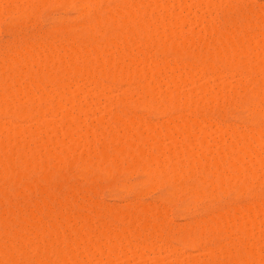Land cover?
Returning a JSON list of instances; mask_svg holds the SVG:
<instances>
[{
	"label": "rangeland",
	"instance_id": "374dc122",
	"mask_svg": "<svg viewBox=\"0 0 264 264\" xmlns=\"http://www.w3.org/2000/svg\"><path fill=\"white\" fill-rule=\"evenodd\" d=\"M5 1L6 0H4L2 4L0 2V4H1L0 9L2 8L0 10V16H1L0 17V69H4L2 71L0 70V72H1L0 73L1 74L0 75L1 76L0 77V97L5 98V99L2 98V100H4L3 102L0 99V103H2V104H0V113H1L0 114V130H1V132H0V146H2V147H0V152H1L0 153V163H1L0 169L2 170L4 168H6L7 170L4 169L2 172L6 173V171H7L6 175H8V176H6L5 174L2 173V175L6 176V178H4V176H1V173H0V219H1L0 220V260H1L0 264H24L25 262H26L25 264H27V263L28 264H32V263L33 264H39V263L42 264V263H44V261L45 262L47 261L46 262L47 264H53L55 262L57 264V262H58L57 259L61 260L58 262V264H72L75 259H76V263H77V260H80V261H78L77 264H112V263L113 264H251V263L252 264H264V260H263L264 259V255H263L264 254V252H263V250H264V245H263L264 244V230L261 229L264 227V224H263L264 223V214H263L264 213V175H263L264 174V169H263L264 166L259 167V164L255 163L256 161L258 162L259 160H262V161H260V164L264 163L263 162V159H264V151H263L264 150V114H263L264 113V88H263L264 87V64H263L264 63V53L263 52L264 51H262V49L264 50V0H212V1L211 0H198V1H200V3L196 0H174V1L173 0L172 1L167 0L168 3L166 5L165 9L163 8L164 6L160 7V5H162V3H163V5H165L166 0H124V1L123 0H98V1L95 0L96 1V2H94L95 4L92 1H91L92 2L91 3L89 0V1H85L86 4L87 3L89 4V2L91 3V5L89 4L88 6L84 5V3H83L84 0L83 1L81 0V2H80V0H45L46 2L42 1V0H41V2H40V0H13V1L7 0V2H5ZM130 1L133 3V5H131V6H130V4H131ZM156 1H157L158 5L156 4ZM207 1L208 2L210 1L212 5L210 3H208ZM55 2H57V3H55ZM101 2H103L104 4H102ZM121 3L122 4L127 3V4L122 5ZM159 3H160V5H159ZM227 3H228V5H227ZM43 4H44V6H43ZM98 4L100 7L98 6ZM147 4L148 5L150 4V6L151 5L153 6L152 8L150 7L152 12L149 8L147 9V7H148ZM183 4L185 5V7ZM82 6H84L85 8H81ZM91 6H93V7H91ZM120 6H121V8H120ZM140 6H141V8H140ZM143 6H145L144 8H146V9H144ZM187 7H189V8H187ZM93 8H95L96 10L95 9L93 10ZM101 8H102V10H101ZM117 8L120 10H118ZM153 8L154 9L157 8L158 11H157V9H156L157 12L154 11ZM86 10H88L87 13H86ZM117 10L123 16H120V14L117 12ZM128 10L129 11L132 10L131 12H133V15H132L134 18L133 20L132 19L130 20V18H132V16H131L132 13L130 12L128 14L126 12ZM141 10H143V11H141ZM145 10L146 11L148 10V12H151V13H148V12L144 13ZM171 10H172V12H171ZM176 12H178V14H176ZM109 13H111V15ZM153 13H155V14H153ZM173 13L175 16L177 15L175 20L173 19V18H175ZM257 13H258V15H257ZM83 14H84V16H83ZM115 15H116V17H114V19L113 18L111 19V17H113ZM155 15L158 19L157 22L154 20ZM129 16H130V18H129ZM248 16H250V17L247 18ZM181 17L184 18V20ZM123 19H124V21H121ZM95 20L96 21L98 20L99 23L98 22L96 23ZM143 20H144V22H146L145 23V24H147L146 26L143 24L144 22L141 23ZM232 20H234V21H232ZM104 21H105V23H104ZM130 21H133V22L135 21L136 23H138L139 21L140 22L138 24H136L135 22L130 23ZM179 21H180V23H179ZM147 22H149V23H147ZM172 22L175 24H173ZM84 23H85V25H84ZM100 23H101V25H100ZM161 23L165 27H162ZM141 24L144 25L148 30L144 29V27L141 28L140 26H138ZM157 24H158V27L156 26ZM168 24H170V25H168ZM98 25H99V27H98ZM121 25L122 26L124 25V26L122 27ZM149 25H151V26L148 27ZM86 26H88L89 28ZM91 26H93V27H91ZM101 26H102V28H101ZM134 26L135 27L138 26L139 29L136 28L138 30H135ZM152 26L155 27V29ZM126 27H129V28H127V30H126ZM130 27L132 28V30L134 29L133 31H135V34H133V35L135 36L136 39L134 38L133 35H130V37H133V39H131L129 37L128 41L130 39L132 41L130 40L131 42H127V40H126L125 42L128 43V44H126L123 41L124 40L123 38L126 39V37H125L126 35L124 36L122 33L123 32H124V34L127 33L131 29ZM120 29L122 30V33H121ZM210 29H212V30H210ZM91 30H92V32H91ZM213 30H215V31L213 32ZM195 31H196V33H195ZM203 31H204V33H203ZM63 32H64V34H63ZM130 32H132V31L130 30ZM205 32H207V33H205ZM66 33H67V35H65ZM144 33H146L147 35ZM150 33H152L151 34L152 36L150 35ZM118 34H120V35H118ZM140 35L142 36V38ZM100 36H101V38H100ZM144 36L146 37V39ZM148 36L150 38H148ZM159 36L161 37V39ZM81 37L84 39H82ZM118 38H120L123 41V43ZM186 38H188V39H186ZM200 38L203 42L200 40ZM154 39L156 40V42ZM95 40H97V41H95ZM114 40H117L116 41L117 43L114 42ZM143 40H146L147 44L153 43L154 45L153 44L147 45L146 42ZM162 40H163V43H162ZM164 40H165V45H163ZM183 40H185L186 42L185 41L183 42ZM188 40H189V42H188ZM109 41H111V42H109ZM166 41H167V43H166ZM227 41H229V42L232 41V43L234 42L236 45L232 46ZM246 41H248V42L246 43ZM87 42H88V44H87ZM171 42H172V44H171ZM182 42H183V45H182ZM192 42H194V43H192ZM197 42H199V43H197ZM222 43H224L225 45ZM114 44L118 47L115 48ZM166 44H167V46H166ZM237 44H239L240 46H238ZM45 45H47V46H45ZM104 45H106V46H104ZM128 45H129V47H128ZM160 45H161V47H160ZM193 45H195V46L193 47ZM98 46H100V48ZM231 46H232V48H231ZM261 46H263V47H261ZM235 47H238V48L241 47L242 50L239 49V50H241V51H239V54H237L238 49ZM255 47H256V50H255ZM34 48H35V50H34ZM65 48H67V49H65ZM96 48H97V50H96ZM135 48H138L139 53L137 52V49H135ZM217 48L221 50V51L219 50L218 53L216 50ZM227 48L230 49L231 53H228ZM23 49H25V50H23ZM36 49L39 52L40 51L41 52L40 53L37 52ZM74 49L77 51V53H75ZM86 49L88 51H90L89 54H88V51H86ZM177 49H179V50H177ZM224 49H226L227 51L226 50L224 51ZM235 49H236L237 53H236ZM52 50L55 52H53ZM95 50L97 53L96 52L94 53ZM110 50H112V52H110ZM184 50H186V51H184ZM215 50H216V53H215ZM71 51H72V53H71ZM83 51L84 52L86 51V52L84 53ZM173 51H175V52L173 53ZM178 51H180V52H178ZM207 51H210V52L207 53ZM78 52H81V54ZM98 52H99V54H98ZM225 52L228 54H226ZM48 53L50 55H52L53 59L55 58L53 60L54 64H53V61H50V59H47L48 56L50 58V55ZM211 53H213V54H211ZM220 53L224 54V56ZM256 53H257V55H256ZM18 54H20L21 56ZM69 54L71 55V57L70 56L68 57ZM72 54L74 56V59L78 58L77 56L75 57V55H77V54H78V56L83 54V56H81V59L79 57L78 59L74 60L72 57ZM94 54H95V57H94ZM96 54H98V55H96ZM207 54H209L208 55L209 57L207 56ZM210 54L213 55V57ZM219 54L221 55V57H223V59L220 58L221 60H218L220 57ZM57 55H59V56H57ZM217 55H218V57L216 59ZM22 56H23V58H22ZM34 56H36V57H34ZM38 56H39V59L37 58ZM45 56H47V58ZM64 56H65V58H64ZM259 56L261 57L260 60L258 59ZM14 57H16L17 60H15L16 58H14ZM92 57H93L94 61L90 60V58H92ZM151 57H152V59H151ZM63 58L66 60L68 58L70 60V58H71V63H73V64L76 61L77 62L76 63L77 68L74 67L73 64H71L70 62H67L66 60H64ZM86 58H89V59L87 60ZM100 58L103 59L102 60L103 62L100 60ZM138 58H140V59L137 60ZM208 58L210 60L212 59L213 61L210 62V60ZM12 59H14V60H12ZM42 59H44V60L46 59V61H44V60L42 61ZM59 59H60V61H58ZM72 59L74 60V62H72L73 61ZM144 59L146 60V63H145ZM204 59H206V60L203 61ZM23 60H25V61H23ZM63 60H64V63L62 64ZM82 60H85L86 64H84L85 61H82ZM222 60H223V63H222ZM26 61H27V63H26ZM49 61L51 63H48ZM55 61H57V64ZM100 62H102V63H100ZM188 62H190V63L188 64ZM202 62H204V63L202 64ZM235 62H236V64H235ZM93 63H95V64L93 65ZM110 63H112L113 65ZM142 63H143V65H142ZM165 63H166V66H165ZM51 64H53V65H51ZM59 64H61L62 66ZM69 64L71 65V67L69 66ZM90 64H92L93 67H91ZM101 64H103V65H101ZM104 64H105V66H104ZM107 64H109V65H107ZM204 64L206 65L205 67H204ZM114 65H117L118 67H116ZM167 65H169L168 68H167ZM40 66H41V68H40ZM102 66H104L103 69H105L106 71L102 69ZM158 66L160 69L158 68ZM86 67L89 69V71H85V70H87ZM89 67H91V68H89ZM128 67H130V68H128ZM79 68H80V70H79ZM197 68H199V69H197ZM155 69H156V71H155ZM209 69H210V71H209ZM68 70H70V71H68ZM121 71H122L123 76L121 74ZM160 71H161V73H160ZM42 72H44V74H42ZM99 72H100V74H99ZM111 72L112 73L117 72V73H114V75L112 74L109 77L108 74H111ZM129 72H130V74H129ZM11 73H12V75H11ZM45 73H47V74H45ZM173 73H175V75ZM2 74H4V75H2ZM116 74H119V75L115 76ZM124 74H125V76H124ZM131 74H133V75H131ZM48 75H51V76H48ZM94 75H95V77H94ZM157 75H159L158 76L159 80H156ZM180 75H181V77H179ZM2 76L4 79L2 78ZM5 76H7V77H5ZM113 76L116 77V79L113 78ZM172 76H174V77L172 78ZM53 77H55V78H53ZM130 77H132V79ZM160 77L162 79H160ZM48 78H49V80H48ZM176 78H177V81H176ZM180 78H182V80L184 79L185 81L183 80L181 82ZM18 79H19V81H18ZM89 79H91V80H89ZM98 79H99V81H98ZM129 79H130V84L127 83V82H129ZM172 79H174V81H176L175 83H177V86L175 83L172 84L173 81L172 82L170 81ZM40 80L41 81L43 80V81L40 82ZM92 80H97L98 84H100L101 87L97 85L96 81H94V83H93ZM133 80H134V82H133ZM16 81H18V82H16ZM158 81H160V83ZM26 84H28V85H26ZM139 84L141 86H138ZM220 84H222V85H220ZM61 85H62V87H60ZM143 85H145L146 87L143 88L144 87ZM74 86L76 87V90H75ZM238 86H239V88H238ZM89 87H90V89H89L90 91L89 90L87 91L86 88H89ZM133 87H134V90H133ZM1 88H3V89L1 90ZM50 88L54 91H52ZM94 88H96L95 89L96 94H94ZM103 88H104V90H103ZM73 89H74L75 93H72ZM97 89H100L102 91L97 90ZM129 90H130V92H129ZM11 91H12V93H11ZM16 91H17V93H16ZM18 91H19V95H18ZM68 91L72 93V96H70L71 93H69ZM77 91H79V95L78 94L75 95L76 93H78ZM86 91H87V93L85 94ZM97 91H99L98 94L100 96H101V94H103V95L101 97L98 96ZM250 91H252L253 93ZM88 92H89V94H88ZM90 92L91 93L93 92V94H90ZM144 92H146V94ZM220 92H221V94H220ZM240 92H241V94H240ZM53 93H55L58 96L54 95ZM165 93H166V95L164 96ZM190 93H191V95H190ZM250 93H251V95H250ZM73 94L75 96H73ZM211 94L213 96H211ZM14 95H15V98H14ZM93 95H95V97H93ZM167 95L170 97L169 101L171 103L168 102V100H165V101L163 100L164 98L167 99V97H168ZM218 95H220V96L222 95L221 99ZM9 96L10 97L12 96L13 100H11V98ZM49 96L52 98H49ZM184 96H186L188 98L184 102V105H182L183 104L182 102L185 98ZM214 96H215V98H214ZM252 96H253V98H252ZM68 97H70V98L72 97V99H74L75 97L78 98L77 100H80L81 104L79 101L77 102V100H75V99H74L75 101L72 102V100H70V98H69L70 103L71 102L74 103V104H71V106L73 105L74 106L73 108H75V109L72 110V108L70 107V109L67 110L68 109L67 107L70 106L69 105L70 103H68L69 100H65V99ZM151 97H153V98H151ZM222 98H223V100H222ZM213 99H215L216 101H214ZM48 100H49V102H48ZM146 100L148 101L149 104L146 103L147 102ZM175 100L177 101V103ZM188 100H190V101L188 102ZM209 100L212 102H210ZM65 101H68V102L65 104ZM121 101H122V103H121ZM144 101H146V102H144ZM50 102H52V103H50ZM213 102H215V103H213ZM248 102H250V103H248ZM85 103L88 105H84ZM179 103H180V105H179ZM79 104L82 105L81 107L83 108V110L80 109L81 112H79V109H78V107L80 106ZM89 104H91V107L89 106ZM143 105H145V107H143ZM148 105H151L153 107L151 108ZM154 105H155V107H154ZM163 105L167 106L168 110H166L165 109L166 107L165 106L163 107ZM175 105H177V106H175ZM203 105H205V106L203 107ZM10 106H12V107H10ZM62 106H64V107H62ZM2 107H4V108H2ZM21 107H22V109H21ZM31 107H32V109H31ZM59 107L61 109H59ZM89 107H90V109H89ZM141 107H142V109H141ZM147 107H148L149 111H148V109L146 111L145 108H147ZM156 107H159V110L161 112L160 111L157 112L156 109L154 111V108H156ZM179 107H181V108H179ZM25 108H27V109H25ZM47 108H49V109H47ZM64 108H65V110H63ZM87 108H88V110H86ZM150 108H151V112H150ZM249 108H252V109H249ZM24 109L27 111H24ZM56 109H58V110H56ZM29 110L32 111V113L34 112V114L30 113L31 115H28L30 112ZM71 110H72V113H71ZM84 110H85V112H88V113L86 114L84 112ZM89 110H91V111L89 112ZM157 110H158V108H157ZM21 111L27 112L26 115H28V116L27 117H26V115L23 116V113ZM83 112L85 114H83ZM123 112H125L126 114L125 113L123 114ZM155 112H157V113H155ZM260 112H263V113H260ZM67 113L68 114L71 113L69 115V117H71L72 122L71 121L69 122V120H68L69 118L68 119L66 118L68 116ZM36 114L39 115L38 119H37L38 116ZM138 115H139V117H138ZM31 116L35 117V119H32L33 123L30 120ZM130 116H133V117L131 118ZM27 118L30 121H28ZM121 118H122V120H125V118H126L125 125H126L127 129L123 125L122 122H124V121H122ZM130 118H131L130 121L127 120ZM66 119L68 122H64ZM117 119L121 120L122 122L120 121L121 123H119V121ZM181 119H182V121H181ZM193 119H195V120H193ZM34 120H36V121L34 122ZM78 120H80V121H78ZM75 121H77L78 124ZM101 121H103V122H101ZM183 121L187 122V124L184 123ZM42 122L45 123L46 125L43 124ZM98 122H101V124L99 125ZM139 122H141L142 124H140ZM208 122H210L212 124H210V123L208 124ZM63 123L65 125L62 126L61 124H63ZM175 123H177V124H175ZM183 123H184V126H182ZM28 124L31 126H29ZM128 124H129V127L131 129L129 127H127ZM145 124H148L149 127L155 126V130L151 127H150L151 130L149 129V127L146 129L147 125H145ZM215 124H216L217 128H216ZM259 125L262 127H260ZM51 126H53V127H51ZM56 126H57V128H54ZM65 126H66V128H65ZM67 126L70 127V129L72 127L75 131L73 129L71 131H69L70 129H68L69 132H67ZM220 126H221V129H219ZM22 127L23 128L25 127V128L22 129ZM37 127H40L41 131H43V133H41L40 128L38 129ZM49 127H51V128H49ZM144 127H145V129L143 130ZM8 128H10V129L8 130ZM225 128L228 129V130H226L228 133H225L226 132ZM232 128H234L233 133H235V134L238 133L236 136L231 133L233 130ZM152 129H153V132H155V133L152 132V134L157 133V135H155L157 138L154 136L155 137L154 139H156L155 140L156 144L154 141L155 145L152 144L153 147L151 146V148H150V146L148 144H145V143L143 144V142L146 140L145 139L146 136L148 139V135H149V139H150V141L148 139L149 143L153 140L152 139L153 136H151L152 138H150V132L152 131ZM23 130H25V131H23ZM32 130H34V133ZM141 130H143V132ZM149 130H150V132H149ZM158 130H159V134H160L159 136H158V132H157ZM203 130L207 131V134L211 135L212 137L207 136L205 134L206 132H204ZM212 130H214L215 132L214 131L212 132ZM219 130H221V131H219ZM64 131L67 132L68 135L65 134ZM121 131H123V132H121ZM258 131H259V134L262 133L259 135V138H257L258 137L257 136ZM260 131H262V132H260ZM109 132H113L114 134H116L117 136L113 135V133H112V135L115 136L116 139L111 140L115 137L112 138V136H110L111 133H109ZM135 132H136V134H134ZM141 132H142V134H141ZM220 132L222 133L221 134L222 136L219 135ZM251 132L253 133L254 136L252 135ZM35 133H36V135H34ZM63 133L65 135H63ZM76 133H78V134L76 135ZM81 133H83V134L85 133V135H82ZM96 133H98V134H96ZM122 133H125V134H122ZM139 133L141 134V136L145 135V134L146 135H145V137L144 136L141 137ZM79 134H81V135H79ZM87 134H88V136H87ZM100 134H101V136H100ZM102 134H103V136H102ZM165 134H167V135H165ZM202 134L205 135L204 139L206 138V140L203 139ZM26 135H28V136H26ZM40 135H41V137H40ZM61 135H62V137H61ZM128 135L130 138H128ZM245 135H247V136H245ZM69 136H71L70 140H69ZM78 136H81V137H78ZM42 137H43V140H45V141L41 140ZM117 137L119 139L121 138V140H117L118 139ZM126 137H127V139H126ZM140 137L141 138L144 137V139L141 140ZM169 137H171V138H169ZM62 138L64 139V143H61V142H63ZM79 138L81 140H78V144H77L76 139H79ZM109 138L112 142L109 140ZM131 138L133 141H131ZM136 138H138L139 141H141L142 143H140L139 141L136 142V140H137ZM244 138H246V139L244 140ZM50 139L54 140L53 143H56L58 146L57 145L55 146V144H52L51 143L52 140L50 141ZM96 139L98 140V142L96 141ZM175 139H176V141H175ZM189 139L191 140L190 142H189ZM46 140H47V142H46ZM72 140L74 142H72ZM104 140H105L106 145L103 144ZM158 140H160V142ZM179 140H181V141L179 142ZM88 141L91 143H89ZM118 141L121 144L118 143ZM125 141L126 142L128 141L130 143L127 142L128 143V145H127V143L125 144ZM148 141H146V143ZM243 141H245V142H243ZM15 142H17V143H15ZM174 142H176V145ZM193 142H195V143H193ZM200 142H203V143H201L202 145L199 144ZM81 143H83L85 145V147H83L84 145ZM135 143H137V144H135ZM190 143L192 144L191 147H190ZM243 143H244V146H243ZM7 144H10V145L8 146ZM130 144H132L131 146H133L135 148L129 146ZM157 144H158V146L160 145V148H162V150H159L160 148L156 147ZM184 144H186L185 147H184ZM194 144H195V146H194ZM245 144H247V146H250V147H247L248 150H247V148H245L246 152L244 151L245 153L243 154ZM120 145H122V146H120ZM23 146H25V147H23ZM111 146H113V147H111ZM137 146H140V147H137ZM143 146L146 148H144ZM174 146L175 147L177 146V149ZM206 146H207V148H206ZM54 147L56 150L54 149ZM64 147L66 148L67 151H65ZM86 147H89V149H87ZM104 147H106V149ZM122 147H124V148L122 149ZM192 147H194V148H192ZM196 147H199V148L196 149ZM231 147L235 151L234 150L232 151ZM239 147H241V150L242 149L243 150L241 151ZM38 148L41 150V152ZM49 148H50V151H49ZM68 148H70V149L68 150ZM113 148L116 151L120 150L123 153H121L120 151L116 152L115 150H113ZM137 148L138 149L140 148V150H141V148L142 149L144 148V150L146 149L145 151L148 152V156H147V154H145L144 150L142 153L146 157H143L144 155L140 156V154L138 153L139 150H137ZM221 148H222V150L220 151ZM249 148H251L250 150H252V151H250ZM3 149H5L6 151ZM29 149H31V151ZM228 149H229V151H228ZM38 150H39V152H37ZM92 150L94 151V153ZM131 150H133L134 154H132ZM157 150H158V152H157ZM196 150H197V152H195ZM28 151H30V152H28ZM68 151L70 154L68 153ZM88 151H90V153ZM161 151L164 153H162ZM179 151L183 152L184 156H181L182 153ZM187 151H188V153H193V151L195 152L193 154H195L194 159L196 160V162L194 160L193 162L195 164L193 163L191 165L198 166L197 169H196V167H194V168L190 167V169L188 168L190 166V163L193 160V156H191V154H189L190 156L189 155L187 156V153H186ZM48 152L51 155H49ZM106 152H107V155L105 154ZM128 152H129V155H128ZM150 152H151V156L156 157V158L151 159ZM223 152H224V154H223ZM41 153H44V155H42ZM101 153L105 154V155L102 156ZM111 153H113V154H111ZM177 153H179V154H177ZM196 153H198V154L196 155ZM218 153H220V154H218ZM254 153L257 154L256 159H255ZM88 154L91 157L88 156ZM114 154H115V156L118 155L117 157L119 159H116ZM130 154H132V155H130ZM203 154H206V156ZM246 154H248V155L250 154L252 156L251 157L252 163L250 162V159H249L250 157H247L248 155H246ZM63 155H65V156H63ZM95 155H98L99 157L95 156ZM134 155H135V157H134ZM178 155L182 159L179 158ZM219 155H220V157H219ZM222 155H224V156H222ZM40 156H42V157H40ZM122 156H124V157H122ZM208 156H210V157H208ZM45 157H47V159ZM80 157L82 160H84V163H82V161H80L81 160ZM106 157H107V159H104ZM197 157H199L201 160ZM212 157H214L215 161H216V159L219 160L220 163L218 162V164H220V165L218 167L220 169L224 168V170L221 169L222 174L219 173L220 169H217L218 167L217 168L215 167V165L213 163L214 159ZM34 158H36V159H34ZM99 158H101L102 160ZM108 158H109V160H108ZM147 158H149L148 159L149 162L147 161ZM168 158H170V159H168ZM178 158L184 163V166L182 165V162H180V161L177 162ZM188 158H189V160L190 159H192V160L189 161ZM196 158L199 160H197ZM206 158H208V159H206ZM233 158H237L236 160H238V162L236 160H234ZM22 159H23V161H22ZM55 159L57 161L58 160H60V161L57 162ZM62 159L64 162L61 161ZM88 159H89V162H88ZM254 159L256 161H254ZM4 160H5V162H4ZM26 160L29 163H27ZM154 160H157V161L154 162ZM173 160H175V161H173ZM206 160H208V161H206ZM232 160L236 161V166L240 167V165H242V168H244V171L247 174L245 175L244 171L243 172L240 171L241 174L239 172L237 173V170L235 169L236 167L234 168L236 171H234V170L231 171L232 168L230 169L231 165L230 164L228 165V163H229L228 161H230V163L232 164V163H234V162H232ZM9 161H10V163H9ZM101 161H103V164H104L103 166H101L102 164H100ZM119 161H120V163H119ZM166 161H167V163H166ZM197 161L202 162V163H200V169H199V164L196 165ZM211 161L213 163L212 165H211ZM242 161H246V163L242 162ZM79 162H81L83 166ZM90 162H91V164H90ZM104 162L105 163L107 162V163L105 164ZM153 162L154 163L159 162L161 165H158V163H156L157 164V166H156V164H154ZM176 162H177V164L179 162L181 163V166L183 167V169L180 167L179 164H178L179 167H177V169H179L181 172L179 174L184 175L185 179L187 178L186 180H184V178L181 175L177 176V178H179V176H181V179L180 178L177 179L176 175L174 176V174H176V173H174L175 170H173L174 169L173 164L176 166V164H175ZM206 162L209 163V165L206 164ZM239 162L241 163L240 165H238ZM57 163H59V164H57ZM92 163L94 165H96V164L97 165L93 166ZM151 163H152V165H151ZM170 163H172V164H170ZM216 163H217V161H216ZM98 164L100 167H102V168H100V170H99ZM142 164H143V166H142ZM149 164L151 165L150 170L152 169V171H153V173L151 174V172H152L151 171L150 174L153 175L155 178L157 176V175L155 176L156 173L154 174L155 166L157 167V169H158V167L160 169L161 168L160 166L163 167L162 170L163 169L164 170H163V172H162V170L159 171L162 173H160L161 175L159 174L157 176L158 178L154 179V177L151 176L150 174L148 176L149 170H146L147 166L144 169V166L149 165ZM188 164H189V166H188ZM5 165H6V167H5ZM43 165L45 167V169H44V167H42L44 170H42V168H41V166H43ZM55 165H56V168L53 167ZM171 165H172L173 169L170 167ZM201 165H204L205 167L201 166ZM243 165H245V167H243ZM257 165H258V167H257ZM86 166L87 167L89 166V167L87 168ZM115 166L120 169L119 170L120 172L118 171V169ZM152 166H154V169ZM212 166H214L213 169H217V170L216 171L213 170L211 168ZM251 166H253V167L251 168ZM83 167H85L84 168L85 172H83L84 170H82ZM203 167L205 168L204 170H206L205 172L203 170ZM207 167H209V168H207ZM249 167L251 169H249ZM142 168H143V171H142ZM240 168L238 169V171L240 170ZM253 168H255L254 169L255 174H253L254 173L252 171ZM106 169H108L109 171ZM147 169H149V166L147 167ZM177 169H176V172H179V170H177ZM181 169H182V171H181ZM247 169L250 170V172ZM86 170H87V172H86ZM125 170H126V172H125ZM198 170H199V172H198ZM246 170L250 173V175L248 174V172ZM191 171L195 172V174L192 173ZM223 171L225 172L224 173L225 177H223ZM11 172L14 173L13 178H12ZM88 172H90L91 175ZM107 172L110 175H108ZM145 172L146 173L148 172L147 175ZM164 172L165 173L167 172L170 177L168 178L167 177L168 175L165 174ZM202 172H204V173H202ZM209 172H211V173H209ZM212 172H213V175H210V174H212ZM251 172H253L252 174L254 176L251 174ZM105 173H106V176H105ZM191 173L193 174L192 176H191ZM231 173L233 175L235 174V176H233ZM242 173H244V174L242 175ZM162 174L165 176H162ZM186 174H187V176H186ZM230 174H231L232 179L229 176ZM79 175H81V176H79ZM215 175L217 176L218 181L221 178L222 179L220 181L224 182V180H225V184L222 183V185H221V187L223 186V189L220 188L221 192H218V191H220V189H217L218 187H220V185H218V186L215 185L216 183L219 184V182L217 180H215L216 179ZM241 175H242V177H241ZM244 175H245L246 179L244 178ZM95 176L99 177V178H96ZM150 176L153 177L152 179L154 181H152V179L150 180V178H151ZM237 176L239 178L240 177L241 178L239 179V178H237ZM16 177H18V178H16ZM80 177L81 178L84 177V178L80 179ZM164 177H166L168 179H166ZM226 177H230L227 179L228 183H227ZM242 178H244V181L242 180ZM15 179L17 181H15ZM90 179L92 182L89 181ZM100 179H101V181H100ZM157 179H159V180H157ZM165 179L168 180L169 183H168V181L166 182ZM171 179H172V181H171ZM247 180L249 181L248 183L246 182ZM203 181H204V183H203ZM215 181H217V182L214 183ZM241 181L244 183H242ZM154 182L156 184H154ZM209 182H210V184H209ZM227 184H228V187H227ZM55 185L56 186L58 185V186L56 187ZM211 185H213V187L215 185L216 190L215 189L211 190L210 189ZM240 185L242 186V189H241L242 191H243V187L246 190H244L242 192L240 189H238ZM75 186H77V187H75ZM241 186H240V188H241ZM129 187H130V189H129ZM73 188H74V190L76 189L74 192H73ZM197 191H199V192H197ZM211 192L215 193V195H212ZM250 192H252L253 194ZM72 193H75V194L73 195ZM198 193H201V194L199 195ZM209 193H211V195H209ZM205 194H206V196H205ZM25 196L28 199H26ZM64 196L67 197L66 200H65L66 197H64ZM251 196H253V197L250 198ZM54 199L55 200L57 199V200L55 201ZM73 200H74V202H73ZM254 202H256V204H254ZM59 203H61L60 206H59ZM37 204H39V206ZM44 204H47V205H44ZM62 204H64V205H62ZM141 204L143 206H140ZM77 205H79L78 207L80 209L77 207ZM137 205H138V207H137ZM245 206H247V207H245ZM19 207H20V209H19ZM45 207H51V208L53 207L52 209L49 208L51 213H50L49 209L45 208ZM142 207H143V209H144V207L147 209L143 210ZM153 207H155L156 211H153L154 209H151ZM163 207L164 208L166 207L165 210ZM77 208H78V210H77ZM87 208H88V211L85 210ZM136 208H137V210H134ZM31 209H32V211H31ZM65 209L67 210V212ZM69 209L71 211H68ZM29 210L31 211V213ZM41 210L44 214L46 213V211H49V214L46 213L47 216H46V214L43 215L42 213H40ZM106 210H108V211H106ZM140 210L144 211V215L147 213V211L148 212L151 211V213L154 212V215L152 213V214H150V215H152V217H150V216L147 217V214L150 213L149 212L145 216H143L141 214V213H143V211H142L140 213L141 215L139 214V216H138V213L140 212ZM145 210H146V213H145ZM236 210H237V212H235ZM259 210H261V211H259ZM129 211H131L130 214H129ZM166 211H167V214H166ZM226 211H229L227 213H230V214L228 215L226 213ZM59 212L61 213V215ZM91 212H93V214ZM132 212H133V214H132ZM157 212H158V214H157ZM231 212H232V214H231ZM76 213H78V214H76ZM81 213L83 215L84 214L85 215L83 216ZM87 213H89V214H87ZM102 213H104V214L101 215ZM110 213L113 216H111ZM224 213L227 216L226 219L224 218V216H225V215H223ZM234 213L237 216V218H243L244 220L242 219L243 221L241 220V222H240V219L235 218L236 216L233 218L232 215ZM245 213L247 214V216ZM30 214L33 215V216L31 215L32 219L30 218ZM50 214H51V216H50ZM114 214H115V216H114ZM155 214H156V216H155ZM215 214L217 216L219 215V217H217ZM75 215H78V216H76V218H75ZM116 215L117 216L120 215V217H116ZM128 215H129V217H128ZM130 215H131V217H130ZM160 215H161V217H159ZM252 215H254V216H252ZM37 216H38V219L36 218ZM66 216H68V217H66ZM87 216H88V218H87ZM132 216H134V217H132ZM164 216H166V217H164ZM228 216H230V217H228ZM238 216H240V217H238ZM115 217L119 218L118 221ZM122 217H123V219H122ZM143 217H144V219H143ZM231 217H232V220H231ZM246 217H247V219H246ZM249 217L251 218V220ZM29 218H30V220H29ZM50 218H52V219H50ZM81 218L82 219L84 218L85 220L84 219L82 220ZM133 218L135 219L134 222H133ZM219 218H220V220H221V218H223L222 222L220 221L222 223V225H220V222L218 221ZM227 218H229V219H227ZM252 218H254L255 221L251 222L250 227H249L248 222H249V220L252 221ZM12 219L14 221H12ZM128 219H129V221H127ZM145 219H148L147 222L144 221ZM210 219H212L215 222H213ZM224 219H225V221H224ZM233 219H235V220L233 221ZM32 220H34V221H32ZM153 220L155 222L156 221L157 222L155 223ZM228 220L233 221V222H229ZM238 220L241 223V225H243L241 228L239 227V226H241L239 222L235 223V221L237 222ZM261 220L263 223L260 222ZM39 221H40V223H39ZM135 221L138 222L140 226L142 225L141 226L142 229L140 226H138V223H136ZM143 221L146 222V224ZM207 221H208V223H207ZM245 221H247L246 224H244ZM121 222H122V224H121ZM123 222H125V223H123ZM158 222H159V224H158ZM226 222H227V224L228 223L229 224L228 225L225 224ZM81 223L88 224V225H84ZM100 223H101V225H100ZM142 223H144L146 226L144 225V227H143ZM147 223H148V225H147ZM153 223H155V224H153ZM89 224L96 231L93 230L89 226ZM103 224L105 226H102ZM157 224L159 225V227ZM161 224H162V227H161ZM167 224H168V227H167ZM206 224L208 225V227ZM237 224H239V226ZM50 225H52V226H50ZM152 225H153L154 229L152 228ZM200 225H201V227H199ZM209 225L215 226V227L210 226V228H211L210 229ZM223 225L225 226V229H224ZM24 226H25V228H24ZM85 226L86 227L89 226V227H87L88 229ZM96 226L98 228V231L100 230V231L106 232L107 231L106 228H107V229H110L111 232H110V230H108L110 233L106 232L105 237L106 236L107 237L104 239V238H102V236L104 234L102 233L103 235H101V232L97 231ZM203 226L205 228H203ZM234 226H235V228H234ZM43 227H45V228H43ZM99 227L105 228L104 229L105 231L101 230ZM113 227H115V228H113ZM133 227H136V228L134 229ZM157 227H158V229H156ZM160 227H161V230H160ZM189 227L190 228L192 227L191 231L189 230L190 229ZM236 227L237 228L239 227V228L237 229ZM55 228H57V230ZM71 228H72V230H69ZM163 228H164V230H163ZM199 228L202 229V232H205L204 237H203L204 239L203 238L201 239L202 243H199L200 242L199 239L201 238L199 235L202 234V233L200 234ZM207 228L210 230L208 231ZM213 228H215L216 232L211 231ZM247 228H249V229H247ZM256 228H258V229H256ZM86 229L87 230L90 229L89 232L95 231V233L93 232L94 235H92V233L90 234L91 239H92L91 241H93V242H91V244L90 243L88 244V241L85 242L86 240L85 241L83 240L84 243L79 242V240H81L79 238L86 239V237L88 236L89 233H86V231H87ZM182 229H183V231H182ZM240 229H241V231H243L242 229H245L244 233L239 231ZM26 230H28V231L26 232ZM47 230H49V231H47ZM63 230H65V231H63ZM74 230L77 231L78 234L75 233ZM124 230H126V231H124ZM184 230H185V233H184ZM249 230H251V231H249ZM41 231H43V232H41ZM54 231L55 232L58 231V233L56 232L54 235L53 234ZM82 231L86 235H84L82 233ZM112 231H113V234L114 233L115 234L117 233L120 235L125 234V236L127 238L121 239V237H124V235L123 236L121 235V237L119 238L122 240V246H120L121 243H120V245H118L119 244L118 241H120L118 238H117L118 241L116 240L115 237H114L115 239L112 238L113 236H116L117 234L113 235L111 237ZM136 231H141V233H139V232L137 233ZM248 231H249V233H248ZM34 232H37V233H35L36 237L33 236ZM50 232L54 235V236L51 235V238H52V236H53V238L55 237L54 240L52 241V243H49V240L51 241V239L48 238V236L50 235ZM96 232H98V234L101 235L100 238L97 237ZM154 232H155V234H154ZM28 233H29V235H28ZM69 233H71L72 235ZM143 233L146 235H144ZM159 233L160 234L162 233L161 234L162 237H160V240H158L159 239V237H158ZM189 233H191V235L193 234V237L196 234L194 239L195 240L198 239L199 242L197 240V241H195L196 242L195 243L194 239L191 235L190 236L192 238V241L189 242V240H188V239H190ZM207 233H208V235H207ZM230 233H231V235H230ZM246 233H247V235H246ZM251 233H253V235ZM24 234H25V236H23ZM41 234L44 235V237ZM56 234H57V236L59 234V237H60L59 240L63 243V245L61 244V242L59 240H58L59 245L56 243V241L58 239V238H56ZM62 234H63V239H62ZM109 234H111V235H109ZM183 234H184V238H183ZM186 234H187V236H185ZM261 234H262V236H261ZM244 235H246V237ZM7 236H9V237H7ZM94 236L97 237L98 240H97V238L95 239ZM109 236H110L112 242L110 241ZM139 236L141 238H139ZM144 236H147V238ZM154 236H156V237H154ZM196 236H198L200 238H198V237L196 238ZM74 237H75V243L73 242ZM118 237H119V235H118ZM180 237L183 238V241L185 244L183 243V241H181L182 239H180ZM186 237H188V239ZM251 237H253V238H251ZM46 238H48L49 240ZM156 238H158V239H156ZM185 238L188 241H186ZM55 239H56V241H55ZM128 239H130V240L127 243ZM144 239H145V241H142ZM163 239L166 241H164ZM247 239H248V242L246 241ZM253 239H255V240H253ZM37 240H39L40 242ZM42 240L44 241L43 245H40V244H42L41 243ZM161 240H162V242H161ZM107 241L111 242L112 244L116 243L115 245L113 244L114 246H116V245L120 246V247L116 246L115 249L118 248L116 250L115 249L114 250L108 249V250H110V254H108L109 257H110V255H112L113 251L118 250V254L120 255L122 252V254L124 255V258H123L122 254H121L122 256L120 255V257H119V255L117 256V252L115 253L116 254L115 257L117 256L118 261L113 255L111 256V260H109V258L105 257L106 256L105 254H107V252H106L107 248H104V247H106V245H108L109 242H107ZM251 241H253V242H251ZM30 242H32L33 244L35 243V247L37 246L36 244H38V245H40V247H43V249L45 248V250H43V251L45 254H48V255H46V257H45L43 252H42V255H44V256H42V257L39 255H35V254H40V251L39 252L37 251V250H39V249H37L38 246H37V248H35L32 245V243H30ZM76 242H79L80 243L79 245L83 246V247H85L83 244L86 245V243L88 244V247L90 245L91 246L93 245L92 246L93 248H91V246L89 247V249H90L89 252H88V250H86V248L88 249V247L86 246V248H85V251L88 252L87 253V260L88 261L85 259L86 256L82 255V258L79 257V255H81L84 250L83 251L81 250V254H76V252L79 253V251H80L79 245H78L79 249L72 247L73 246L72 244H74V247H77ZM117 242H118V244H117ZM145 242L146 243L149 242V243H147L148 248L143 247L146 245ZM164 242H166V243H164ZM192 242H194V244H192ZM239 242H240V244H239ZM245 242H247V243H245ZM46 243H47V246L44 245ZM111 243H109V244H111ZM198 243L203 245V246L199 247L200 245H198ZM250 243H253V248H252V244H250ZM53 244H54V246H53ZM65 244H68V245H65ZM70 244L72 246L70 247L71 249L69 250V252L77 249L76 251L72 252V255L75 254L76 258H75V256H74V259L72 256L68 257V256H70L69 252H68V254H67L68 262L66 263V261L62 257L61 252L63 253V251H64V254L67 253V251H68L67 249L69 248V247L67 248V246H70ZM97 244H99L98 248H94V245L97 246ZM124 244H125V247L122 249ZM139 244H141L142 247ZM220 245H222V246L220 247ZM52 246L55 248H53ZM108 246H109V248H111L112 245H108ZM133 246H134V248H133ZM194 246H196V247L194 248ZM205 246L207 248L211 247L212 249H209V248L207 249ZM29 247H31V248H29ZM47 247H49L50 250ZM83 247H81V248H83ZM99 247L103 251V252L101 251L102 253L99 252L100 251ZM140 247H141V249H140ZM219 247H220V249H219ZM233 247H234V249H233ZM257 247L260 249V252H259V250H256ZM4 248H6V249H4ZM8 248H9V250H8ZM126 248L128 250H126ZM130 248H131V250H130ZM235 248H237V249H235ZM238 248H239L240 252L238 251ZM46 249H48L49 252H47ZM56 249H58V250H56ZM93 249H95V250H93ZM97 249H99V251ZM121 249H122V251L119 252ZM142 249H143V252H142ZM248 249H250L249 251H251L254 254H256L254 251H256V252L258 251V253L261 254V257H260V255H259V257L263 261H260V258H259V260H257V262H256V259H258L256 255L254 256L255 260L251 259L252 256L251 257L249 256L250 255L249 253H251V252H248V251L246 252V250H248ZM53 250H54L53 254L51 252V255H50V251H53ZM92 250H93V252L94 251L95 252L94 253L91 252V255H90V251H92ZM139 250H141V251L138 252ZM206 250L207 251L211 250V252H213L214 254L211 253L212 254L211 255ZM222 250H224L225 252ZM227 250H230V251H227ZM96 251H98V253ZM125 251H126V256L123 253ZM56 252H57V254H56ZM135 252H136V254H135ZM230 252H231V254H230ZM139 253H141L140 254L141 258L140 257L138 258ZM234 253H236V254H234ZM85 254L86 253H84V255ZM92 254L97 255V256H93ZM9 255L11 257H9ZM77 255H78V257H77ZM101 255H102V257H101ZM47 256H49V257H47ZM58 256H59V258H58ZM65 256L66 255H64V258L67 259ZM43 257H45V258H43ZM93 257L96 258V260L98 257L99 258L96 261ZM37 258H40V260ZM77 258H80V259H77ZM81 259L84 260V262H82ZM252 260H253V262H251ZM17 261H19V262L17 263ZM64 261H65V263H64ZM111 261H112V263H110ZM116 262H118V263H116Z\"/></svg>",
	"mask_w": 264,
	"mask_h": 264
},
{
	"label": "bare ground",
	"instance_id": "6f19581e",
	"mask_svg": "<svg viewBox=\"0 0 264 264\" xmlns=\"http://www.w3.org/2000/svg\"><path fill=\"white\" fill-rule=\"evenodd\" d=\"M3 1H4V0H0L1 4L3 3ZM11 1H13V0H11ZM11 1H10V2H11ZM42 1H45V0H42ZM82 1H83V0H82ZM85 1H89V0H84V1H83L84 5H87V6H88L89 4L91 5L92 2H93V3L96 2L95 0H94V1H93V0H90V2H91V1H92V2H91V3L89 2V4H88V3L86 4ZM97 1H98V0H97ZM123 1H124V0H123ZM171 1H172V0H171ZM173 1H174V0H173ZM196 1H198V0H196ZM211 1H212V0H211ZM5 2H7V0H6ZM26 2H27V1H26ZM40 2H41V0H40ZM45 2H46V1H45ZM60 2H61V1H60ZM80 2H81V0H80ZM104 2H105V1H104ZM121 2H122V1H121ZM130 2H131V1H130ZM130 2H129V3H130ZM141 2H142V1H141ZM177 2H178V1H177ZM198 2L200 3V1H198ZM201 2H202V1H201ZM207 2H208V1H207ZM11 3H12V2H11ZM42 3H43V2H42ZM42 3H41V4H42ZM55 3H57V2H55ZM101 3L104 4L103 2H101ZM127 3H128V2H127ZM127 3H125V4H127ZM146 3H147V2H146ZM152 3H153V2H152ZM167 3H168V2H167V0H166L165 5H163V3H162V5H160V3H159V5H160V7L164 6L163 8L165 9ZM173 3H174V2H173ZM178 3H179V2H178ZM178 3H177V4H178ZM208 3L211 4L210 1H209ZM1 4H0V5H1ZM81 4H82V3H81ZM94 4H95V3H94ZM106 4H107V3H106ZM121 4H122V3H121ZM121 4H120V5H121ZM125 4L123 3L122 5H125ZM150 4H151V3H150ZM150 4H149V5L147 4V5H148L147 9H148V8L150 9V7H151V8L153 7L152 5L150 6ZM156 4H157V1H156ZM169 4H170V3H169ZM128 5H129V4H128ZM128 5H127V6H128ZM131 5H133L132 2H131V4H130V6H131ZM143 5H144V4H143ZM157 5H158V4H157ZM157 5H156V6H157ZM170 5H171V4H170ZM170 5H169V6H170ZM183 5H184V4H183ZM211 5H212V4H211ZM227 5H228V3H227ZM26 6H27V5H26ZM43 6H44V4H43ZM87 6H86V7H87ZM93 6H94V5H93ZM93 6H91V7H93ZM98 6H99V4H98ZM98 6H97V7H98ZM103 6H104V5H103ZM115 6H116V5H115ZM118 6H119V5H118ZM173 6H174V5H173ZM173 6H172V7H173ZM187 6H188V5H187ZM217 6H218V5H217ZM231 6H232V5H231ZM27 7H28V6H27ZM27 7H26V8H27ZM30 7H31V6H30ZM99 7H100V6H99ZM101 7H102V6H101ZM104 7H105V6H104ZM144 7H145V6H143V8H144ZM184 7H185V5H184ZM40 8H41V7H40ZM81 8H85V7L82 6ZM89 8H90V7H89ZM120 8H121V6H120ZM125 8H126V7H125ZM130 8H131V7H130ZM130 8H129V9H130ZM140 8H141V6H140ZM157 8H158V7H157ZM157 8H156V9H157ZM187 8H189V7H187ZM218 8H219V7H218ZM1 9H2V8H1ZM1 9H0V10H1ZM90 9H91V8H90ZM94 9H95V8H93V10H94ZM97 9H98V8H97ZM104 9H105V8H104ZM117 9H118V8H117ZM133 9H134V8H133ZM144 9H146V8H144ZM153 9H154V8H153ZM156 9H154V11H156ZM158 9H159V8H158ZM158 9H157V11H158ZM161 9H162V8H161ZM164 9H163V10H164ZM182 9H183V8H182ZM242 9H243V8H242ZM251 9H252V8H251ZM51 10H52V9H51ZM84 10H85V9H84ZM95 10H96V9H95ZM98 10H99V9H98ZM101 10H102V8H101ZM118 10H120V9H118ZM118 10H117V12H118ZM121 10H122V9H121ZM138 10H139V9H138ZM138 10H137V11H138ZM150 10H151V9H150ZM210 10H211V9H210ZM8 11H9V10H8ZM128 11H129V10H128ZM128 11H126V12L129 14L132 10L129 11V12H128ZM135 11H136V10H135ZM141 11H143V10H141ZM157 11H156V12H157ZM166 11H167V10H166ZM166 11H165V12H166ZM5 12H6V11H5ZM80 12H81V11H80ZM87 12H88V10H86V13H87ZM123 12H124V11H123ZM123 12H122V13H123ZM126 12H125V13H126ZM145 12H148V10H147V11L145 10L144 13H145ZM151 12H152V10H151ZM151 12H148V13H151ZM171 12H172V10H171ZM178 12H179V11H178ZM178 12H176V14H178ZM180 12H181V11H180ZM185 12H186V11H185ZM30 13H31V12H30ZM118 13H119V12H118ZM118 13H117V14H118ZM131 13H132V14H131V16H132V15H133V12H131ZM166 13H167V12H166ZM214 13H215V12H214ZM255 13H256V12H255ZM258 13H259V12H258ZM258 13H257V15H258ZM7 14H8V13H7ZM19 14H20V13H19ZM22 14H23V13H22ZM109 14L111 15V13H109ZM112 14H113V13H112ZM119 14H120V13H119ZM119 14H118V15H119ZM138 14H139V13H138ZM138 14H137V15H138ZM142 14H143V13H142ZM153 14H155V13H153ZM163 14H164V13H163ZM245 14H246V13H245ZM12 15H13V14H12ZM88 15H89V14H88ZM164 15H165V14H164ZM173 15H174V13H173ZM182 15H183V14H182ZM187 15H188V14H187ZM223 15H224V14H223ZM253 15H254V14H253ZM257 15H256V16H257ZM83 16H84V14H83ZM89 16H90V15H89ZM120 16H123V15L120 14ZM124 16H125V15H124ZM148 16H149V15H148ZM161 16H162V15H161ZM168 16H169V15H168ZM176 16H177V15H176ZM176 16L174 15V17H175V18H173L174 20L176 19ZM208 16H209V15H208ZM0 17H1V16H0ZM90 17H91V16H90ZM114 17H116V15L113 16V17H111V19H112V18L114 19ZM118 17H119V16H118ZM126 17H127V16H126ZM126 17H125V18H126ZM135 17H136V16H135ZM149 17H150V16H149ZM151 17H152V16H151ZM158 17H159V16H158ZM165 17H166V16H165ZM184 17H185V16H184ZM249 17H250V16H248L247 18H249ZM258 17H259V16H258ZM91 18H92V17H91ZM91 18H90V19H91ZM107 18H108V17H107ZM109 18H110V17H109ZM129 18H130V16H129ZM140 18H141V17H140ZM154 18H155L154 20L157 22L158 19H157L156 15L154 16ZM160 18H161V17H160ZM179 18H180V17H179ZM181 18H182V17H181ZM214 18H215V17H214ZM233 18H234V17H233ZM255 18H256V17H255ZM261 18H262V17H261ZM131 19H132V20L134 19L133 16H132V18H130V20H131ZM135 19H136V18H135ZM162 19H163V18H162ZM182 19L184 20V18H182ZM201 19H202V18H201ZM209 19H210V18H209ZM228 19H229V18H228ZM245 19H246V18H245ZM128 20H129V19H128ZM154 20H153V21H154ZM207 20H208V19H207ZM210 20H211V19H210ZM254 20H255V19H254ZM257 20H258V19H257ZM259 20H260V19H259ZM89 21H90V20H89ZM102 21H103V20H102ZM121 21H124V19L121 20ZM125 21H126V20H125ZM150 21H151V20H150ZM159 21H160V20H159ZM159 21H158V22H159ZM168 21H169V20H168ZM232 21H234V20H232ZM249 21H250V20H249ZM95 22L97 23L98 20H97V21L95 20ZM128 22H129V21H128ZM131 22H133V21H130V23H131ZM134 22H135V21H134ZM134 22H133V23H134ZM137 22H138V21H137ZM139 22H140V21H139ZM139 22H138V23H139ZM143 22H144V20H143L141 23H143ZM174 22H175V21H174ZM209 22H210V21H209ZM209 22H208V23H209ZM258 22H259V21H258ZM92 23H93V22H92ZM98 23H99V22H98ZM104 23H105V21H104ZM106 23H107V22H106ZM122 23H123V22H122ZM133 23H132V24H133ZM135 23H136V22H135ZM138 23H136V24H138ZM145 23H146V22H144L143 24L146 26L147 24H145ZM147 23H149V22H147ZM162 23H163V22H162ZM162 23H161V24H162ZM169 23H170V22H169ZM172 23H173V22H172ZM179 23H180V21H179ZM250 23H251V22H250ZM260 23H261V22H260ZM15 24H16V23H15ZM109 24H110V23H109ZM132 24H131V25H132ZM159 24H160V23H159ZM173 24H175V23H173ZM236 24H237V23H236ZM84 25H85V23H84ZM87 25H88V24H87ZM100 25H101V23H100ZM124 25H125V24H124ZM124 25H123V26H124ZM129 25H130V24H129ZM144 25L141 24V25H138V26H140L141 28L144 27V29H147ZM168 25H170V24H168ZM248 25H249V24H248ZM88 26H89V25H88ZM88 26H86V27H88ZM121 26H122V25H121ZM123 26H122V27H123ZM125 26H126V25H125ZM138 26H136V27L134 26V27H135V30H138V29H139ZM150 26H151V25H149L148 27H150ZM156 26L158 27V24H157ZM258 26H259V25H258ZM89 27H90V26H89ZM89 27H88V28H89ZM91 27H93V26H91ZM98 27H99V25H98ZM114 27H115V26H114ZM132 27H133V26H132ZM152 27H153V26H152ZM162 27H165V26H163V24H162ZM167 27H168V26H167ZM207 27H208V26H207ZM51 28H52V27H51ZM81 28H82V27H81ZM101 28H102V26H101ZM101 28H100V29H101ZM111 28H112V27H111ZM124 28H125V27H124ZM124 28H123V29H124ZM127 28H129V27H126V30H127ZM130 28H131V27H130ZM136 28H138V29H136ZM141 28H140V29H141ZM153 28L155 29V27H153ZM153 28H152V29H153ZM169 28H170V27H169ZM83 29H84V28H83ZM104 29H105V28H104ZM107 29H108V28H107ZM154 29H153V30H154ZM158 29H159V28H158ZM175 29H176V28H175ZM213 29H214V28H213ZM231 29H232V28H231ZM92 30H93V29H92ZM92 30H91V32H92ZM105 30H106V29H105ZM120 30H121V29H120ZM130 30H131L132 32H130ZM130 30L128 31L129 33L126 31L128 34H127V33L124 34V32L122 33V30H121V33H122L124 36L126 35V36H125L126 39L122 37V38L124 39V40H123L124 42H125L126 40H127V42H131V41H132L131 39H133V37H130V35L135 34V31H133L134 29L132 30V28H131ZM147 30H148V29H147ZM149 30H150V29H149ZM202 30H203V29H202ZM210 30H212V29H210ZM65 31H66V30H65ZM124 31H125V30H124ZM139 31H140V30H139ZM168 31H169V30H168ZM214 31H215V30H213V32H214ZM246 31H247V30H246ZM249 31H250V30H249ZM85 32H86V31H85ZM140 32H141V31H140ZM145 32H146V31H145ZM151 32H152V31H151ZM155 32H156V31H155ZM155 32H154V33H155ZM192 32H193V31H192ZM98 33H99V32H98ZM100 33H101V32H100ZM119 33H120V32H119ZM130 33H131V34H130ZM152 33H153V32H152ZM152 33H150V35H151ZM195 33H196V31H195ZM203 33H204V31H203ZM205 33H207V32H205ZM222 33H223V32H222ZM247 33H248V32H247ZM63 34H64V32H63ZM93 34H94V33H93ZM101 34H102V33H101ZM101 34H100V35H101ZM136 34H137V33H136ZM144 34H146V33H144ZM148 34H149V33H148ZM220 34H221V33H220ZM15 35H16V34H15ZM65 35H67V33H66ZM83 35H84V34H83ZM97 35H98V34H97ZM118 35H120V34H118ZM146 35H147V34H146ZM155 35H156V34H155ZM168 35H169V34H168ZM176 35H177V34H176ZM176 35H175V36H176ZM224 35H225V34H224ZM224 35H223V36H224ZM248 35H249V34H248ZM81 36H82V35H81ZM110 36H111V35H110ZM121 36H122V35H121ZM133 36H134V35H133ZM140 36H141V35H140ZM140 36H139V37H140ZM151 36H152V35H151ZM171 36H172V35H171ZM252 36H253V35H252ZM95 37H96V36H95ZM117 37H118V36H117ZM129 37L131 38V39H130L131 41H130V40L128 41V38H129ZM144 37H145V36H144ZM144 37H143V38H144ZM159 37H160V36H159ZM164 37H165V36H164ZM168 37H169V36H168ZM187 37H188V36H187ZM192 37H193V36H192ZM198 37H199V36H198ZM81 38H82V37H81ZM100 38H101V36H100ZM134 38H135V36H134ZM141 38H142V36H141ZM148 38H150V37L148 36ZM151 38H152V37H151ZM248 38H249V37H248ZM82 39H84V38H82ZM86 39H87V38H86ZM93 39H94V38H93ZM112 39H113V38H112ZM118 39L121 40L120 38H118ZM135 39H136V38H135ZM145 39H146V37H145ZM160 39H161V37H160ZM160 39H159V40H160ZM171 39H172V38H171ZM171 39H170V40H171ZM178 39H179V38H178ZM181 39H182V38H181ZM186 39H188V38H186ZM214 39H215V38H214ZM243 39H244V38H243ZM252 39H253V38H252ZM260 39H261V38H260ZM43 40H44V39H43ZM105 40H106V39H105ZM105 40H104V41H105ZM119 40H118V41H119ZM154 40H155V39H154ZM174 40H175V39H174ZM200 40H201V38H200ZM227 40H228V39H227ZM231 40H232V39H231ZM66 41H67V40H66ZM95 41H97V40H95ZM107 41H108V40H107ZM116 41H117V40H114V42H116ZM121 41H122V40H121ZM123 41H122V43H123ZM134 41H135V40H134ZM140 41H141V40H140ZM143 41L146 42V40H143ZM148 41H149V40H148ZM150 41H151V40H150ZM152 41H153V40H152ZM171 41H172V40H171ZM184 41H185V40H183V42H184ZM201 41H202V40H201ZM232 41H233V40H232ZM232 41H230V42L227 41V42H228L229 44H231L232 46H233V45L235 46L236 44H235L234 42H233V43H234V44H233ZM256 41H257V40H256ZM109 42H111V41H109ZM155 42H156V40H155ZM155 42H154V43H155ZM159 42H160V41H159ZM183 42H182V45H183ZM185 42H186V41H185ZM188 42H189V40H188ZM188 42H187V43H188ZM202 42H203V41H202ZM202 42H201V43H202ZM212 42H213V41H212ZM247 42H248V41H246V43H247ZM105 43H106V42H105ZM116 43H117V42H116ZM116 43H115V44H116ZM125 43H126V42H125ZM141 43H142V42H141ZM162 43H163V40H162ZM166 43H167V41H166ZM192 43H194V42H192ZM197 43H199V42H197ZM260 43H261V42H260ZM87 44H88V42H87ZM91 44H92V43H91ZM107 44H108V43H107ZM110 44H111V43H110ZM115 44H114V45H115ZM118 44H119V43H118ZM126 44H128V43H126ZM126 44H125V45H126ZM131 44H132V43H131ZM144 44H145V43H144ZM146 44H147V42H146ZM152 44H153V43H152ZM152 44H147V45H152ZM168 44H169V43H168ZM171 44H172V42H171ZM222 44H224V43H222ZM248 44H249V43H248ZM122 45H123V44H122ZM122 45H121V46H122ZM125 45H124V46H125ZM137 45H138V44H137ZM153 45H154V44H153ZM163 45H165V40H164V44H163ZM201 45H202V44H201ZM220 45H221V44H220ZM224 45H225V44H224ZM237 45L240 46L239 44H237ZM253 45H254V44H253ZM40 46H41V45H40ZM45 46H47V45H45ZM49 46H50V45H49ZM88 46H89V45H88ZM96 46H97V45H96ZM104 46H106V45H104ZM107 46H108V45H107ZM166 46H167V44H166ZM171 46H172V45H171ZM171 46H170V47H171ZM173 46H174V45H173ZM184 46H185V45H184ZM194 46H195V45H193V47H194ZM232 46H231V48H232ZM241 46H242V45H241ZM22 47H23V46H22ZM32 47H33V46H32ZM59 47H60V46H59ZM93 47H94V46H93ZM98 47L100 48V46H98ZM108 47H109V46H108ZM114 47L116 48V47H118V46L115 45ZM128 47H129V45H128ZM142 47H143V46H142ZM160 47H161V45H160ZM176 47H177V46H176ZM182 47H183V46H182ZM185 47H186V46H185ZM189 47H190V46H189ZM213 47H214V46H213ZM261 47H263V46H261ZM26 48H27V47H26ZM83 48H84V47H83ZM91 48H92V47H91ZM101 48H102V47H101ZM174 48H175V47H174ZM174 48H173V49H174ZM206 48H207V47H206ZM206 48H205V49H206ZM233 48H234V47H233ZM235 48L238 49V50H237L238 53H237V51H236V49H235V51H236L237 54H239V51L242 50L241 47H240V48L235 47ZM259 48H260V47H259ZM38 49H39V48H38ZM46 49H47V48H46ZM46 49H45V50H46ZM57 49H58V48H57ZM63 49H64V48H63ZM65 49H67V48H65ZM77 49H78V48H77ZM135 49H137V52L139 53L138 48H135ZM154 49H155V48H154ZM173 49H172V50H173ZM184 49H185V48H184ZM214 49H215V48H214ZM227 49H228V53H231V52H230V49H229V48H227ZM239 49H241V50H239ZM19 50H20V49H19ZM23 50H25V49H23ZM34 50H35V48H34ZM70 50H71V49H70ZM72 50H73V49H72ZM74 50H75V49H74ZM92 50H93V49H92ZM96 50H97V48H96ZM96 50L94 51V53L96 52ZM101 50H102V49H101ZM104 50H105V49H104ZM129 50H130V49H129ZM142 50H143V49H142ZM166 50H167V49H166ZM177 50H179V49H177ZM177 50H176V51H177ZM209 50H210V49H209ZM216 50H217V53H218V51H219L220 49L217 48ZM216 50H215V53H216ZM225 50H226V49H224V51H225ZM255 50H256V47H255ZM15 51H16V50H15ZM15 51H14V52H15ZM36 51L39 52L37 49H36ZM52 51H53V50H52ZM78 51H79V50H78ZM86 51H88V50L86 49ZM86 51H85V52H86ZM167 51H168V50H167ZM184 51H186V50H184ZM220 51H221V50H220ZM226 51H227V50H226ZM235 51H234V52H235ZM262 51H264V50L262 49ZM20 52H21V51H20ZM23 52H24V51H23ZM27 52H28V51H27ZM40 52H41V51H40ZM40 52H39V53H40ZM53 52H55V51H53ZM83 52H84V51H83ZM85 52H84V53H85ZM110 52H112V50H110ZM125 52H126V51H125ZM131 52H132V51H131ZM131 52H130V53H131ZM168 52H169V51H168ZM174 52H175V51H173V53H174ZM178 52H180V51H178ZM182 52H183V51H182ZM208 52H210V51H207V53H208ZM234 52H233V53H234ZM260 52H261V51H260ZM42 53H43V52H42ZM46 53H47V52H46ZM63 53H64V52H63ZM71 53H72V51H71ZM73 53H74V52H73ZM75 53H77L76 50H75ZM75 53H74V54H75ZM78 53L81 54V52H78ZM84 53H83V54H84ZM89 53H90V51H88V54H89ZM96 53H97V52H96ZM118 53H119V52H118ZM138 53H137V54H138ZM152 53H153V52H152ZM185 53H186V52H185ZM222 53H223V52H222ZM222 53H220V54H222ZM225 53H226V52H225ZM228 53H226V54H228ZM261 53H262V52H261ZM263 53H264V52H263ZM48 54H49V53H48ZM65 54H66V53H65ZM67 54H68V53H67ZM80 54H79V55H80ZM83 54L80 55V56H78V54H77V55H75V57L77 56L78 58L80 57V59H81V56H83ZM98 54H99V52H98ZM98 54H96V55H98ZM103 54H104V53H103ZM109 54H110V53H109ZM120 54H121V53H120ZM145 54H146V53H145ZM171 54H172V53H171ZM211 54H213V53H211ZM211 54H210V55H211ZM220 54H219V55H220ZM234 54H235V53H234ZM234 54H233V55H234ZM246 54H247V53H246ZM18 55H20V54H18ZM27 55H28V54H27ZM49 55H50V54H49ZM55 55H56V54H55ZM55 55H54V56H55ZM60 55H61V54H60ZM90 55H91V54H90ZM208 55H209V54H207V56H208ZM222 55L224 56V54H222ZM256 55H257V53H256ZM8 56H9V55H8ZM20 56H21V55H20ZM23 56H24V55H23ZM23 56H22V58H23ZM47 56H48V55H47ZM47 56H45V57L47 58ZM57 56H59V55H57ZM69 56L71 57L70 54L68 55V57H69ZM84 56H85V55H84ZM91 56H92V55H91ZM111 56H112V55H111ZM126 56H127V55H126ZM181 56H182V55H181ZM211 56L213 57V55H211ZM248 56H249V55H248ZM251 56H252V55H251ZM254 56H255V55H254ZM261 56H262V55H261ZM34 57H36V56H34ZM40 57H41V56H40ZM55 57H56V56H55ZM72 57H73V59H74L73 54H72ZM86 57H87V56H86ZM94 57H95V54H94ZM199 57H200V56H199ZM203 57H204V56H203ZM208 57H209V56H208ZM217 57H218V55L216 56V59H217ZM226 57H227V56H226ZM11 58H12V57H11ZM14 58H16V57H14ZM28 58H29V57H28ZM37 58L39 59V56H38ZM56 58H57V57H56ZM61 58H62V57H61ZM64 58H65V56H64ZM64 58H63V59H64ZM78 58H75L74 60H76V59H78ZM96 58H97V57H96ZM113 58H114V57H113ZM188 58H189V57H188ZM220 58L223 59V57H221V55H220V57H219L218 60H221ZM224 58H225V57H224ZM246 58H247V57H246ZM260 58H261V57L259 56L258 59L260 60ZM18 59H19V58H18ZM29 59H30V58H29ZM33 59H34V58H33ZM35 59H36V58H35ZM40 59H41V58H40ZM47 59H50V61H53L55 58L53 59V58H52V55H50V58H49V56H48ZM73 59H72V60H73ZM82 59H83V58H82ZM86 59L88 60L89 58H86ZM134 59H135V58H134ZM134 59H133V60H134ZM139 59H140V58H138L137 60H139ZM145 59H146V58H145ZM145 59H144V60H145ZM151 59H152V57H151ZM208 59H209V58H208ZM225 59H226V58H225ZM225 59H224V60H225ZM253 59H254V58H253ZM258 59H257V60H258ZM2 60H3V59H2ZM12 60H14V59H12ZM15 60H17V58H16ZM43 60H44V59H42V61H43ZM61 60H62V59H61ZM64 60H66V59H64ZM64 60H63L62 64L64 63ZM68 60H69V58H68L66 61L71 63V58H70L69 61H68ZM74 60H73L72 62H74ZM90 60L92 61V60H93V57L90 58ZM100 60L102 61L103 59L100 58ZM116 60H117V59H116ZM133 60H132V61H133ZM205 60H206V59H204L203 61H205ZM209 60H210V59H209ZM233 60H234V59H233ZM23 61H25V60H23ZM27 61H28V60H27ZM27 61H26V63H27ZM29 61H30V60H29ZM32 61H33V60H32ZM34 61H35V60H34ZM37 61H38V60H37ZM42 61H41V62H42ZM44 61H46V59H45ZM47 61H48V60H47ZM50 61H49L48 63H51ZM58 61H60V59H59ZM82 61H85V60H82ZM93 61H94V60H93ZM96 61H97V60H96ZM199 61H200V60H199ZM201 61H202V60H201ZM212 61H213V60L211 59L210 62H212ZM234 61H235V60H234ZM236 61H237V60H236ZM240 61H241V60H240ZM262 61H263V60H262ZM55 62H56V64H57V61H55ZM102 62H103V61H102ZM102 62H100V63H102ZM112 62H113V61H112ZM139 62H140V61H139ZM195 62H196V61H195ZM214 62H215V61H214ZM255 62H256V61H255ZM260 62H261V61H260ZM260 62H259V63H260ZM44 63H45V62H44ZM58 63H59V62H58ZM76 63H77V62L75 61L74 64H73V63H71V64H73V66L77 68ZM78 63H79V62H78ZM83 63H84V62H83ZM91 63H92V62H91ZM131 63H132V62H131ZM145 63H146V60H145ZM145 63H144V64H145ZM167 63H168V62H167ZM179 63H180V62H179ZM189 63H190V62H188V64H189ZM196 63H197V62H196ZM196 63H195V64H196ZM203 63H204V62H202V64H203ZM205 63H206V62H205ZM215 63H216V62H215ZM219 63H220V62H219ZM222 63H223V60H222ZM230 63H231V62H230ZM237 63H238V62H237ZM240 63H241V62H240ZM242 63H243V62H242ZM261 63H262V62H261ZM1 64H2V63H1ZM36 64H37V63H36ZM39 64H40V63H39ZM46 64H47V63H46ZM53 64H54V61H53ZM53 64H51V65H53ZM66 64H67V63H66ZM66 64H65V65H66ZM84 64H86V61H85ZM84 64H83V65H84ZM94 64H95V63H93V65H94ZM110 64H112V63H110ZM195 64H194V65H195ZM235 64H236V62H235ZM263 64H264V63H263ZM3 65H4V64H3ZM14 65H15V64H14ZM18 65H19V64H18ZM24 65H25V64H24ZM29 65H30V64H29ZM33 65H34V64H33ZM49 65H50V64H49ZM59 65H61V64H59ZM81 65H82V64H81ZM90 65H91V67H93L92 64H90ZM101 65H103V64H101ZM107 65H109V64H107ZM112 65H113V64H112ZM142 65H143V63H142ZM181 65H182V64H181ZM225 65H226V64H225ZM21 66H22V65H21ZM61 66H62V65H61ZM66 66H67V65H66ZM69 66L71 67L70 64H69ZM85 66H86V65H85ZM85 66H84V67H85ZM104 66H105V64H104ZM104 66H102V69H103ZM110 66H111V65H110ZM110 66H109V67H110ZM114 66L118 67L117 65H114ZM130 66H131V65H130ZM153 66H154V65H153ZM165 66H166V63H165ZM184 66H185V65H184ZM184 66H183V67H184ZM188 66H189V65H188ZM201 66H202V65H201ZM205 66H206V65L204 64V67H205ZM22 67H23V66H22ZM28 67H29V66H28ZM45 67H46V66H45ZM48 67H49V66H48ZM67 67H68V66H67ZM74 67H73V68H74ZM80 67H81V66H80ZM91 67H89V68H91ZM106 67H107V66H106ZM154 67H155V66H154ZM168 67H169V65H167V68H168ZM194 67H195V66H194ZM259 67H260V66H259ZM3 68H4V67H3ZM19 68H20V67H19ZM23 68H24V67H23ZM37 68H38V67H37ZM40 68H41V66H40ZM86 68H87V67H86ZM86 68H85V69H86ZM110 68H111V67H110ZM110 68H109V69H110ZM122 68H123V67H122ZM128 68H130V67H128ZM158 68H159V66H158ZM162 68H163V67H162ZM174 68H175V67H174ZM262 68H263V67H262ZM9 69H10V68H9ZM20 69H21V68H20ZM94 69H95V68H94ZM107 69H108V68H107ZM111 69H112V68H111ZM120 69H121V68H120ZM132 69H133V68H132ZM134 69H135V68H134ZM156 69H157V68H156ZM156 69H155V71H156ZM159 69H160V68H159ZM192 69H193V68H192ZM197 69H199V68H197ZM197 69H196V70H197ZM202 69H203V68H202ZM204 69H205V68H204ZM251 69H252V68H251ZM0 70L2 71V70H4V69H0ZM36 70H37V69H36ZM45 70H46V69H45ZM70 70H71V69H70ZM70 70H68V71H70ZM79 70H80V68H79ZM91 70H92V69H91ZM103 70H105V69H103ZM122 70H123V69H122ZM128 70H129V69H128ZM136 70H137V69H136ZM152 70H153V69H152ZM165 70H166V69H165ZM167 70H168V69H167ZM173 70H174V69H173ZM256 70H257V69H256ZM261 70H262V69H261ZM6 71H7V70H6ZM27 71H28V70H27ZM75 71H76V70H75ZM85 71H89V69L87 68V70H85ZM105 71H106V70H105ZM109 71H110V70H109ZM115 71H116V70H115ZM132 71H133V70H132ZM158 71H159V70H158ZM163 71H164V70H163ZM202 71H203V70H202ZM209 71H210V69H209ZM244 71H245V70H244ZM247 71H248V70H247ZM23 72H24V71H23ZM28 72H29V71H28ZM40 72H41V71H40ZM256 72H257V71H256ZM0 73H1V72H0ZM74 73H75V72H74ZM88 73H89V72H88ZM109 73H110V72H109ZM114 73H117V72H114ZM114 73L111 72V74H108V76L110 77V75H112V74L114 75ZM131 73H132V72H131ZM160 73H161V71H160ZM6 74H7V73H6ZM8 74H9V73H8ZM14 74H15V73H14ZM42 74H44V72H42ZM45 74H47V73H45ZM67 74H68V73H67ZM69 74H70V73H69ZM75 74H76V73H75ZM99 74H100V72H99ZM119 74H120V73H119ZM119 74H116L115 76H117V75H119ZM121 74H122V71H121ZM129 74H130V72H129ZM173 74L175 75V73H173ZM254 74H255V73H254ZM0 75H1V74H0ZM2 75H4V74H2ZM11 75H12V73H11ZM131 75H133V74H131ZM134 75H135V74H134ZM138 75H139V74H138ZM171 75H172V74H171ZM177 75H178V74H177ZM17 76H18V75H17ZM48 76H51V75H48ZM122 76H123V74H122ZM122 76H121V77H122ZM124 76H125V74H124ZM135 76H136V75H135ZM158 76H159V75H157L156 80H159V79H158ZM0 77H1V76H0ZM5 77H7V76H5ZM29 77H30V76H29ZM94 77H95V75H94ZM173 77H174V76H172V78H173ZM179 77H181V75H180ZM216 77H217V76H216ZM2 78H3V76H2ZM9 78H10V77H9ZM45 78H46V77H45ZM53 78H55V77H53ZM106 78H107V77H106ZM113 78L116 79V77H114V76H113ZM130 78L132 79V77H130ZM3 79H4V78H3ZM13 79H14V78H13ZM46 79H47V78H46ZM51 79H52V78H51ZM51 79H50V80H51ZM96 79H97V78H96ZM135 79H136V78H135ZM160 79H162V78L160 77ZM16 80H17V79H16ZM44 80H45V79H44ZM48 80H49V78H48ZM89 80H91V79H89ZM104 80H105V79H104ZM107 80H108V79H107ZM123 80H124V79H123ZM125 80H126V79H125ZM127 80H128V79H127ZM183 80H184V79H183ZM183 80H182V78H180V81H181V82H182ZM13 81H14V80H13ZM18 81H19V79H18ZM18 81H16V82H18ZM42 81H43V80H42ZM42 81L40 80V82H42ZM51 81H52V80H51ZM92 81H93V83H94V81H96L97 85L100 86V84H98L97 80H92ZM98 81H99V79H98ZM170 81H171V82L173 81L172 84H174V83L177 81V78H176V81H174V79H172V80H170ZM184 81H185V80H184ZM1 82H2V81H1ZM16 82H15V83H16ZM33 82H34V81H33ZM45 82H46V81H45ZM52 82H53V81H52ZM131 82H132V81H131ZM133 82H134V80H133ZM133 82H132V83H133ZM158 82L160 83V81H158ZM158 82H157V83H158ZM162 82H163V81H162ZM5 83H6V82H5ZM96 83H95V84H96ZM99 83H100V82H99ZM127 83L130 84V79H129V82H127ZM132 83H131V84H132ZM157 83H156V84H157ZM159 83H158V84H159ZM220 83H221V82H220ZM6 84H7V83H6ZM54 84H55V83H54ZM133 84H134V83H133ZM135 84H136V83H135ZM158 84H157V85H158ZM175 84H176V86H177V83H175ZM261 84H262V83H261ZM7 85H8V84H7ZM26 85H28V84H26ZM93 85H94V84H93ZM220 85H222V84H220ZM10 86H11V85H10ZM46 86H47V85H46ZM46 86H45V87H46ZM133 86H134V85H133ZM138 86H141V85L139 84ZM143 86H144L143 88L146 87L145 85H143ZM191 86H192V85H191ZM240 86H241V85H240ZM243 86H244V85H243ZM41 87H42V86H41ZM60 87H62V85H61ZM65 87H66V86H65ZM74 87H75V86H74ZM82 87H83V86H82ZM100 87H101V86H100ZM173 87H174V86H173ZM189 87H190V86H189ZM234 87H235V86H234ZM7 88H8V87H7ZM12 88H13V87H12ZM77 88H78V87H77ZM97 88H98V87H97ZM137 88H138V87H137ZM139 88H140V87H139ZM238 88H239V86H238ZM238 88H237V89H238ZM263 88H264V87H263ZM2 89H3V88H1V90H2ZM8 89H9V88H8ZM25 89H26V88H25ZM50 89H51V88H50ZM66 89H67V88H66ZM79 89H80V88H79ZM81 89H82V88H81ZM89 89H90V87H89V88H86L87 91H88ZM95 89H96V88H94V94H96ZM100 89H101V88H100ZM100 89H97V90H100ZM141 89H142V88H141ZM206 89H207V88H206ZM210 89H211V88H210ZM217 89H218V88H217ZM4 90H5V89H4ZM6 90H7V89H6ZM20 90H21V89H20ZM41 90H42V89H41ZM51 90H52V89H51ZM75 90H76V87H75ZM103 90H104V88H103ZM133 90H134V87H133ZM138 90H139V89H138ZM172 90H173V89H172ZM230 90H231V89H230ZM8 91H9V90H8ZM26 91H27V90H26ZM43 91H44V90H43ZM52 91H54V90H52ZM66 91H67V90H66ZM80 91H81V90H80ZM87 91L85 92V94L87 93ZM89 91H90V90H89ZM100 91H102V90H100ZM144 91H145V90H144ZM257 91H258V90H257ZM257 91H256V92H257ZM29 92H30V91H29ZM40 92H41V91H40ZM68 92H69V91H68ZM77 92H78V93H76L75 95H77V94L79 95V91H77ZM83 92H84V91H83ZM129 92H130V90H129ZM202 92H203V91H202ZM250 92H252V91H250ZM2 93H3V92H2ZM11 93H12V91H11ZM16 93H17V91H16ZM41 93H42V92H41ZM41 93H40V94H41ZM69 93H71V92H69ZM72 93H75L74 89H73ZM72 93H71L70 96H72ZM98 93H99V91H97V94H98ZM144 93L146 94V92H144ZM147 93H148V92H147ZM252 93H253V92H252ZM6 94H7V93H6ZM6 94H5V95H6ZM26 94H27V93H26ZM45 94H46V93H45ZM53 94L56 95L55 93H53ZM88 94H89V92H88ZM90 94H93V92H92V93L90 92ZM126 94H127V93H126ZM131 94H132V93H131ZM202 94H203V93H202ZM220 94H221V92H220ZM237 94H238V93H237ZM240 94H241V92H240ZM262 94H263V93H262ZM9 95H10V94H9ZM18 95H19V91H18ZM21 95H22V94H21ZM35 95H36V94H35ZM67 95H68V94H67ZM75 95L73 94V96H75ZM102 95H103V94H101V96H102ZM165 95H166V93L164 94V96H165ZM168 95H169V94H168ZM168 95H167V96H168ZM188 95H189V94H188ZM190 95H191V93H190ZM195 95H196V94H195ZM250 95H251V93H250ZM253 95H254V94H253ZM3 96H4V95H3ZM56 96H58V95H56ZM63 96H64V95H63ZM98 96H100V95L98 94ZM101 96H100V97H101ZM169 96H170V95H169ZM169 96H168V97H169ZM211 96H213V95L211 94ZM218 96H219L220 99H221V96H222V95H221V96L218 95ZM218 96H217V97H218ZM228 96H229V95H228ZM254 96H255V95H254ZM5 97H6V96H5ZM9 97H10V96H9ZM25 97H26V96H25ZM61 97H62V96H61ZM93 97H95V95H93ZM168 97H167V99L164 98L163 100H164V101H165V100H168V102H170V101H169V100H170V97H169V98H168ZM184 97H185V98H184V100H183V102H182V103H183L182 105H184V102H185L186 99L188 98V97H186V96H184ZM2 98H3V97H2ZM2 98L0 97L1 100H2ZM7 98H8V97H7ZM10 98H11V100H13V99H12V96H11ZM14 98H15V95H14ZM20 98H21V97H20ZM41 98H42V97H41ZM46 98H47V97H46ZM49 98H52V97L49 96ZM56 98H57V97H56ZM63 98H64V97H63ZM69 98H70V97L66 98L65 100H69ZM79 98H80V97H79ZM126 98H127V97H126ZM126 98H125V99H126ZM141 98H142V97H141ZM151 98H153V97H151ZM214 98H215V96H214ZM252 98H253V96H252ZM3 99H5V98H3ZM29 99H30V98H29ZM33 99H34V98H33ZM43 99H44V98H43ZM74 99L77 100L78 98L75 97ZM74 99H72V97L70 98V100H72V102L75 101ZM129 99H130V98H129ZM148 99H149V98H148ZM171 99H172V98H171ZM179 99H180V98H179ZM202 99H203V98H202ZM210 99H211V98H210ZM217 99H218V98H217ZM231 99H232V98H231ZM241 99H242V98H241ZM256 99H257V98H256ZM49 100H50V99H49ZM49 100H48V102H49ZM52 100H53V99H52ZM70 100H69V102H68V101H65V104H66L67 102L70 103ZM120 100H121V99H120ZM137 100H138V99H137ZM190 100H191V99H190ZM190 100H188V102H189ZM207 100H208V99H207ZM213 100L216 101L215 99H213ZM218 100H219V99H218ZM222 100H223V98H222ZM232 100H233V99H232ZM235 100H236V99H235ZM3 101H4V100H2V102H3ZM5 101H6V100H5ZM78 101L80 102V100H77V102H78ZM146 101H147V100H146ZM146 101H144V102H146ZM156 101H157V100H156ZM175 101H176V100H175ZM180 101H181V100H180ZM209 101H210V100H209ZM224 101H225V100H224ZM236 101H237V100H236ZM247 101H248V100H247ZM247 101H246V102H247ZM250 101H251V100H250ZM9 102H10V101H9ZM30 102H31V101H30ZM72 102L69 104L70 106L67 107V108H68L67 110H69L70 107L72 108V110L75 109V108H73V107H74L73 105L71 106V104H74V103H72ZM124 102H125V101H124ZM137 102H138V101H137ZM149 102H150V101H149ZM166 102H167V101H166ZM210 102H212V101H210ZM18 103H19V102H18ZM21 103H22V102H21ZM50 103H52V102H50ZM54 103H55V102H54ZM56 103H57V102H56ZM83 103H84V102H83ZM121 103H122V101H121ZM146 103H148V101H147ZM170 103H171V102H170ZM176 103H177V101H176ZM202 103H203V102H202ZM213 103H215V102H213ZM248 103H250V102H248ZM0 104H2V103H0ZM5 104H6V103H5ZM9 104H10V103H9ZM27 104H28V103H27ZM80 104H81V102H80ZM80 104H79V105H80ZM143 104H144V103H143ZM148 104H149V103H148ZM172 104H173V103H172ZM174 104H175V103H174ZM221 104H222V103H221ZM3 105H4V104H3ZM75 105H76V104H75ZM84 105H88V104L85 103ZM124 105H125V104H124ZM134 105H135V104H134ZM155 105H156V104H155ZM155 105H154V107H155ZM166 105H167V104H166ZM179 105H180V103H179ZM207 105H208V104H207ZM254 105H255V104H254ZM13 106H14V105H13ZM20 106H21V105H20ZM43 106H44V105H43ZM59 106H60V105H59ZM81 106H82V105L79 106L80 108L78 107L79 112H81L80 109L83 110V108H82ZM89 106L91 107V104H89ZM148 106L151 107V108L153 107V106H151V105H148ZM164 106H165V105H163V107H164ZM167 106H168V105H167ZM167 106H165V107H166V108H165L166 110H168V109H167ZM173 106H174V105H173ZM175 106H177V105H175ZM204 106H205V105H203V107H204ZM208 106H209V105H208ZM10 107H12V106H10ZM22 107H23V106H22ZM22 107H21V109H22ZM44 107H45V106H44ZM62 107H64V106H62ZM85 107H86V106H85ZM90 107H89V109H90ZM133 107H134V106H133ZM143 107H145V105H143ZM2 108H4V107H2ZM2 108H1V109H2ZM76 108H77V107H76ZM151 108H150V112H151ZM157 108H158V110H157ZM179 108H181V107H179ZM6 109H7V108H6ZM11 109H12V108H11ZM25 109H27V108H25ZM25 109H24V111H27V110H25ZM31 109H32V107H31ZM41 109H42V108H41ZM47 109H49V108H47ZM59 109H61V108L59 107ZM84 109H85V108H84ZM108 109H109V108H108ZM141 109H142V107H141ZM145 109H146V111H147L148 107L145 108ZM155 109H156L157 112L160 111V110H159V107L154 108V111H155ZM245 109H246V108H245ZM247 109H248V108H247ZM249 109H252V108H249ZM19 110H20V109H19ZM56 110H58V109H56ZM63 110H65V108H64ZM72 110H71V113H72ZM86 110H88V108H87ZM29 111H30V110H29ZM90 111H91V110H89V112H90ZM130 111H131V110H130ZM148 111H149V109H148ZM169 111H170V110H169ZM2 112H3V111H2ZM21 112L23 113V116L27 114V112H23V111H21ZM21 112H20V113H21ZM44 112H45V111H44ZM54 112H55V111H54ZM84 112H85V110H84ZM84 112H83V114H85V113L87 114V113H88V112H85V113H84ZM127 112H128V111H127ZM157 112H155V113H157ZM160 112H161V111H160ZM176 112H177V111H176ZM30 113H32V111H30L28 115H31ZM47 113H48V112H47ZM56 113H57V112H56ZM71 113H70V114H71ZM124 113H125V112H123V114H124ZM260 113H263V112H260ZM0 114H1V113H0ZM32 114H34V112H33ZM67 114H68V113H67ZM70 114H68L67 117L65 116L67 119L69 118V119H68L69 122L71 121V117H69ZM123 114H122V115H123ZM125 114H126V113H125ZM150 114H151V113H150ZM168 114H169V113H168ZM258 114H259V113H258ZM263 114H264V113H263ZM263 114H262V115H263ZM17 115H18V114H17ZM28 115H26V117H27ZM36 115H37V114H36ZM182 115H183V114H182ZM37 116H38V117H37V119H38V118H39V115H37ZM42 116H43V115H42ZM119 116H120V115H119ZM163 116H164V115H163ZM33 117H34V116H33ZM33 117H32V116L30 117L31 122L33 121L32 119H35V117H34V118H33ZM73 117H74V116H73ZM121 117H122V116H121ZM130 117L132 118L133 116H130ZM138 117H139V115H138ZM228 117H229V116H228ZM258 117H259V116H258ZM131 118H130V119H127V120L130 121ZM186 118H187V117H186ZM186 118H185V119H186ZM193 118H194V117H193ZM252 118H253V117H252ZM25 119H26V118H25ZM27 119H28V118H27ZM67 119H66L64 122H68ZM75 119H76V118H75ZM119 119H120V118H119ZM139 119H140V118H139ZM139 119H138V120H139ZM189 119H190V118H189ZM220 119H221V118H220ZM23 120H24V119H23ZM30 120L28 119V121H30ZM39 120H40V119H39ZM72 120H73V119H72ZM115 120H116V119H115ZM117 120H118V119H117ZM121 120H122V118H121ZM121 120H118L119 123H121L122 121H124V122H122V123H123V125H124L125 128H126V125H125V123H126V121H125L126 118H125V120H122V121H121ZM186 120H187V119H186ZM193 120H195V119H193ZM252 120H253V119H252ZM35 121H36V120H34V122H35ZM37 121H38V120H37ZM78 121H80V120H78ZM118 121H117V122H118ZM120 121H121V122H120ZM181 121H182V119H181ZM71 122H72V121H71ZM75 122L78 124L77 121H75ZM101 122H103V121H101ZM101 122H98L99 125L101 124ZM114 122H115V121H114ZM177 122H178V121H177ZM183 122H184V121H183ZM255 122H256V121H255ZM32 123H33V122H32ZM42 123H43V122H42ZM139 123L142 124L141 122H139ZM184 123L187 124V122H184ZM184 123H183L182 126H184ZM209 123H210V122H208V124H209ZM256 123H257V122H256ZM43 124H45V123H43ZM175 124H177V123H175ZM210 124H212V123H210ZM1 125H2V124H1ZM28 125H29V124H28ZM45 125H46V124H45ZM48 125H49V124H48ZM61 125L63 126V125H65V124L63 123V124H61ZM143 125H144V124H143ZM145 125H147V127H146V129H147L149 126H148V124H145ZM178 125H179V124H178ZM4 126H5V125H4ZM29 126H31V125H29ZM35 126H36V125H35ZM35 126H34V127H35ZM62 126H61V127H62ZM69 126H70V125H69ZM107 126H108V125H107ZM175 126H176V125H175ZM180 126H181V125H180ZM215 126H216V124H215ZM259 126H260V125H259ZM2 127H3V126H2ZM51 127H53V126H51ZM51 127H49V128H51ZM74 127H75V126H74ZM80 127H81V126H80ZM109 127H110V126H109ZM119 127H120V126H119ZM127 127H129V124H128ZM138 127H139V126H138ZM140 127H141V126H140ZM150 127L153 128V129L155 130V126H154V127H153V126H150ZM150 127H149V129H150ZM260 127H262V126H260ZM3 128H4V127H3ZM24 128H25V127H24ZM24 128L22 127V129H24ZM37 128L39 129L40 127H37ZM54 128H57V126L54 127ZM65 128H66V126H65ZM125 128H124V129H125ZM129 128H130V127H129ZM129 128H128V129H129ZM216 128H217V126H216ZM230 128H231V127H230ZM9 129H10V128H8V130H9ZM68 129H70V127L67 126V132L71 131L73 128L71 127V129H70L69 131H68ZM91 129H92V128H91ZM106 129H107V128H106ZM126 129H127V128H126ZM130 129H131V128H130ZM135 129H136V128H135ZM144 129H145V127L143 128V130H144ZM153 129H152L151 132H150L151 129L149 130V132H150V138H152L151 136H153V138H152L153 140L150 142L151 144L149 143V141H150V139H149V135H148V139H149V141H148V139H147V136L145 137L146 134H145V135H142V136H144L145 139H146V140L143 142V144H144V143H145V144H148V145L150 146V148H151V146L153 147L152 144H154V141L156 140V139H154V138L156 137L155 135H157V133H156V134H152ZM174 129H175V128H174ZM176 129H177V128H176ZM219 129H221V126H220ZM222 129H223V128H222ZM232 129H233L232 132H231V131H230V132L236 136L238 133H236V134L233 133L234 128H232ZM3 130H4V129H3ZM73 130H74V129H73ZM109 130H110V129H109ZM117 130H118V129H117ZM121 130H122V129H121ZM143 130H141V131L143 132ZM168 130H169V129H168ZM201 130H202V129H201ZM226 130H228V129L225 128V131H226ZM253 130H254V129H253ZM256 130H257V129H256ZM258 130H259V129H258ZM10 131H11V130H10ZM23 131H25V130H23ZM23 131H22V132H23ZM32 131H33V133H34V130H32ZM40 131H41V128H40ZM40 131H39V132H40ZM44 131H45V130H44ZM46 131H47V130H46ZM50 131H51V130H50ZM55 131H56V130H55ZM55 131H54V132H55ZM74 131H75V130H74ZM85 131H86V130H85ZM103 131H104V130H103ZM126 131H127V130H126ZM129 131H130V130H129ZM203 131H204V130H203ZM209 131H210V130H209ZM213 131H214V130H212V132H213ZM219 131H221V130H219ZM222 131H223V130H222ZM254 131H255V130H254ZM0 132H1V130H0ZM13 132H14V131H13ZM27 132H28V131H27ZM30 132H31V131H30ZM62 132H63V131H62ZM64 132H65V131H64ZM67 132H65V134H67ZM99 132H100V131H99ZM121 132H123V131H121ZM130 132H131V131H130ZM133 132H134V131H133ZM142 132H141V134H142ZM145 132H146V131H145ZM157 132H158V136H159V135H160V134H159V130H158ZM204 132H206L205 134H206L207 136L212 137L211 135H208V134H207V131H204ZM214 132H215V131H214ZM242 132H243V131H242ZM260 132H262V131H260ZM8 133H9V132H8ZM23 133H24V132H23ZM33 133H32V134H33ZM41 133H43V131H41ZM109 133H111L110 136H112V138L115 137V136H117V135L114 134L113 132H109ZM112 133H113V135H115V136H113ZM118 133H119V132H118ZM146 133H147V132H146ZM153 133H155V132H153ZM172 133H173V132H172ZM201 133H202V132H201ZM208 133H209V132H208ZM225 133H228V132L226 131ZM251 133H252V132H251ZM9 134H10V133H9ZM25 134H26V133H25ZM27 134H28V133H27ZM32 134H31V135H32ZM65 134L63 133V135H65ZM77 134H78V133H76V135H77ZM81 134H82V135H85V133H84V134L81 133ZM81 134H79V135H81ZM96 134H98V133H96ZM122 134H125V133H122ZM130 134H131V133H130ZM130 134H129V135H130ZM134 134H136V132H135ZM139 134H140V133H139ZM141 134H140V136H141ZM170 134H171V133H170ZM209 134H210V133H209ZM221 134H222V133L220 132L219 135H221ZM260 134H262V133H260ZM260 134H259V131H258V133H257V136H258V137H257V138H259V135H260ZM22 135H23V134H22ZM34 135H36V133H35ZM46 135H47V134H46ZM67 135H68V134H67ZM67 135H66V136H67ZM126 135H127V134H126ZM129 135H128V138H130ZM131 135H132V134H131ZM165 135H167V134H165ZM202 135H203V134H202ZM223 135H224V134H223ZM240 135H241V134H240ZM252 135H253V133H252ZM3 136H4V135H3ZM19 136H20V135H19ZM26 136H28V135H26ZM87 136H88V134H87ZM95 136H96V135H95ZM100 136H101V134H100ZM102 136H103V134H102ZM142 136H141V137H142ZM154 136H155V137H154ZM197 136H198V135H197ZM204 136H205V135H203V139H204ZM221 136H222V135H221ZM245 136H247V135H245ZM253 136H254V135H253ZM255 136H256V135H255ZM21 137H22V136H21ZM21 137H20V138H21ZM40 137H41V135H40ZM47 137H48V136H47ZM49 137H50V136H49ZM61 137H62V135H61ZM78 137H81V136H78ZM83 137H84V136H83ZM141 137H140V138H141ZM144 137L141 138V140L144 139ZM166 137H167V136H166ZM237 137H238V136H237ZM10 138H11V137H10ZM70 138H71V136H69V140H70ZM72 138H73V137H72ZM86 138H87V137H86ZM101 138H102V137H101ZM117 138H118V137H117ZM138 138H139V137H138ZM138 138H136V139H137L136 142L139 141ZM156 138H157V137H156ZM169 138H171V137H169ZM181 138H182V137H181ZM188 138H189V137H188ZM255 138H256V137H255ZM12 139H13V138H12ZM21 139H22V138H21ZM21 139H20V140H21ZM62 139H63V138H62ZM114 139H116V137L113 138V139H111V140H114ZM123 139H124V138H123ZM126 139H127V137H126ZM245 139H246V138H244V140H245ZM2 140H3V139H2ZM7 140H8V139H7ZM41 140H42V141H45V140H43V137L41 138ZM51 140H52V139H50V141H51ZM78 140H81V139H80V138H79V139H76V143H77V144H78ZM99 140H100V139H99ZM109 140H110V138H109ZM111 140H110V141H111ZM117 140H121V138H120V139L118 138ZM168 140H169V139H168ZM173 140H174V139H173ZM204 140H206V138H205ZM239 140H240V139H239ZM11 141H12V140H11ZM15 141H16V140H15ZM17 141H18V140H17ZM53 141H54V140H52L51 143H52V144H55V146H56L57 144H56V143H53ZM55 141H56V140H55ZM89 141H90V140H89ZM89 141H88V142H89ZM92 141H93V140H92ZM96 141L98 142L97 139H96ZM131 141H133L132 138H131ZM146 141H148V142L146 143ZM158 141L160 142V140H158ZM175 141H176V139H175ZM180 141H181V140H179V142H180ZM190 141H191V140L189 139V142H190ZM200 141H201V140H200ZM248 141H249V140H248ZM12 142H13V141H12ZM12 142H11V143H12ZM19 142H20V141H19ZM46 142H47V140H46ZM66 142H67V141H66ZM66 142H65V143H66ZM72 142H74V141L72 140ZM111 142H112V141H111ZM127 142H128V141H127ZM127 142L125 141V144H126ZM139 142L142 143L141 141H139ZM159 142H158V143H159ZM243 142H245V141H243ZM11 143H10V144H11ZM15 143H17V142H15ZM26 143H27V142H26ZM61 143H64V139H63V142H61ZM68 143H69V142H68ZM83 143H84V142H83ZM83 143H81V144H83ZM89 143H91V142H89ZM118 143H120V142L118 141ZM128 143H130V142H128ZM128 143H127V145H128ZM133 143H134V142H133ZM172 143H173V142H172ZM174 143H175V145H176V142H174ZM193 143H195V142H193ZM201 143H203V142H200L199 144H201ZM10 144H7V145L9 146ZM99 144H100V143H99ZM103 144H105V140H104V143H103ZM103 144H102V145H103ZM120 144H121V143H120ZM135 144H137V143H135ZM138 144H139V143H138ZM155 144H156V141H155ZM155 144H154V145H155ZM24 145H25V144H24ZM62 145H63V144H62ZM70 145H71V144H70ZM83 145H84V144H83ZM105 145H106V144H105ZM131 145H132V144H130L129 146H131ZM172 145H173V144H172ZM185 145H186V144H184V147H185ZM201 145H202V144H201ZM206 145H207V144H206ZM233 145H234V144H233ZM248 145H249V144H248ZM18 146H19V145H18ZM57 146H58V145H57ZM60 146H61V145H60ZM76 146H77V145H76ZM78 146H79V145H78ZM107 146H108V145H107ZM120 146H122V145H120ZM140 146H141V145H140ZM140 146H137V147H140ZM191 146H192V144L190 143V147H191ZM194 146H195V144H194ZM240 146H241V145H240ZM243 146H244V143H243ZM0 147H2V146H0ZM23 147H25V146H23ZM83 147H85V145H84ZM83 147H82V148H83ZM93 147H94V146H93ZM101 147H102V146H101ZM108 147H109V146H108ZM111 147H113V146H111ZM131 147H133V146H131ZM143 147H144V146H143ZM156 147H157V148H160V145L158 146V144H157ZM156 147H155V148H156ZM164 147H165V146H164ZM174 147H175V146H174ZM174 147H173V148H174ZM184 147H183V148H184ZM188 147H189V146H188ZM211 147H212V146H211ZM247 147H250V146H247V144H245L244 150L242 149V150H243V154L246 152V151H245V148H247ZM260 147H261V146H260ZM6 148H7V147H6ZM6 148H5V149H6ZM17 148H18V147H17ZM60 148H61V147H60ZM64 148H65V147H64ZM86 148L89 149V147H86ZM104 148L106 149V147H104ZM119 148H120V147H119ZM119 148H118V149H119ZM123 148H124V147H122V149H123ZM133 148H135V147H133ZM144 148H146V147H144ZM144 148H143V149L141 148V150H140V148H139V149L137 148V150H139L138 153L140 154V156H143V155H144V154L142 153L143 150H144ZM175 148L177 149V146H176ZM183 148H182V149H183ZM192 148H194V147H192ZM192 148H191V149H192ZM197 148H199V147H196V149H197ZM206 148H207V146H206ZM208 148H209V147H208ZM227 148H228V147H227ZM236 148H237V147H236ZM239 148H240V150H241V147H239ZM239 148H238V149H239ZM242 148H243V147H242ZM5 149H3V150H5ZM9 149H10V148H9ZM23 149H24V148H23ZM36 149H37V148H36ZM38 149H39V148H38ZM47 149H48V148H47ZM47 149H46V150H47ZM54 149H55V147H54ZM61 149H62V148H61ZM69 149H70V148H68V150H69ZM74 149H75V148H74ZM74 149H73V150H74ZM80 149H81V148H80ZM92 149H93V148H92ZM108 149H109V148H108ZM250 149H251V148H249V150H250ZM1 150H2V149H1ZM6 150H7V149H6ZM6 150H5V151H6ZM11 150H12V149H11ZM18 150H19V149H18ZM29 150L31 151V149H29ZM39 150H40V149H39ZM39 150H38L37 152H39ZM55 150H56V149H55ZM93 150H94V149H93ZM93 150H92V151H93ZM113 150H115V149L113 148ZM129 150H130V149H129ZM145 150H146V149H145ZM145 150H144V151H145ZM159 150H162V148H160ZM203 150H204V149H203ZM209 150H210V149H209ZM221 150H222V148L220 149V151H221ZM231 150L233 151L234 149L231 147ZM242 150H241V151H242ZM247 150H248V148H247ZM260 150H261V149H260ZM30 151H28V152H30ZM49 151H50V148H49ZM52 151H53V150H52ZM65 151H67L66 148H65ZM70 151H71V150H70ZM115 151H116V150H115ZM118 151H120V150H118ZM118 151H116V152H118ZM125 151H126V150H125ZM125 151H124V152H125ZM131 151H132V154H134V153H133V150H131ZM131 151H130V152H131ZM176 151H177V150H176ZM191 151H192V150H191ZM200 151H201V150H200ZM210 151H211V150H210ZM210 151H209V152H210ZM223 151H224V150H223ZM228 151H229V149H228ZM232 151H231V152H232ZM234 151H235V150H234ZM244 151H245V152H244ZM250 151H252V150H250ZM253 151H254V150H253ZM261 151H262V150H261ZM263 151H264V150H263ZM40 152H41V150H40ZM85 152H86V151H85ZM88 152L90 153V151H88ZM120 152H121V151H120ZM146 152H147V151H145V154H147V156H148V152H147V153H146ZM157 152H158V150H157ZM161 152H162V151H161ZM169 152H170V151H169ZM169 152H168V153H169ZM179 152H181V151H179ZM195 152H197V150H196ZM195 152L193 151V153H195ZM211 152H212V151H211ZM218 152H219V151H218ZM0 153H1V152H0ZM26 153H27V152H26ZM61 153H62V152H61ZM68 153H69V151H68ZM82 153H83V152H82ZM93 153H94V151H93ZM102 153H103V152H102ZM102 153H101V154H102ZM121 153H123V152H121ZM138 153H137V154H138ZM162 153H164V152H162ZM172 153H173V152H172ZM181 153H182L181 156H184V155H183L184 153H183V152H181ZM181 153H180V154H181ZM186 153H187V156H188L189 154H191V156H193V160H192V159L189 160V158H188L189 161L192 160V162L190 163V166H189V164H188V166H189L188 168L190 169V167H191V168L196 167V169H197L198 166L191 165V164L194 163L193 161L195 160V159H194V155H195V154H193V153H188V151H187ZM256 153H257V152H256ZM256 153H254V154H255V159L257 158V154H256ZM41 154L44 155V153H41ZM48 154L51 155L49 152H48ZM69 154H70V153H69ZM105 154L107 155V152H106ZM105 154H102V156H104ZM111 154H113V153H111ZM132 154H130V155H132ZM139 154H138V155H139ZM152 154H153V153H152ZM177 154H179V153H177ZM192 154H193V155H192ZM197 154H198V153H196V155H197ZM218 154H220V153H218ZM223 154H224V152H223ZM239 154H240V153H239ZM65 155H66V154H65ZM65 155H63V156H65ZM78 155H79V154H78ZM81 155H82V154H81ZM124 155H125V154H124ZM126 155H127V154H126ZM128 155H129V152H128ZM164 155H165V154H164ZM185 155H186V154H185ZM203 155L206 156V154H203ZM246 155H248V154H246ZM252 155H253V154H252ZM259 155H260V154H259ZM259 155H258V156H259ZM33 156H34V155H33ZM46 156H47V155H46ZM82 156H83V155H82ZM88 156H90V155L88 154ZM95 156H98V155H95ZM114 156H115V154H114ZM117 156H118V155L115 156L116 159H119ZM120 156H121V155H120ZM166 156H167V155H166ZM178 156H179V155H178ZM189 156H190V155H189ZM210 156H211V155H210ZM210 156H208V157H210ZM217 156H218V155H217ZM222 156H224V155H222ZM229 156H230V155H229ZM6 157H7V156H6ZM40 157H42V156H40ZM67 157H68V156H67ZM67 157H66V158H67ZM73 157H74V156H73ZM84 157H85V156H84ZM84 157H83V158H84ZM90 157H91V156H90ZM98 157H99V156H98ZM107 157H108V156H107ZM107 157L104 158V159H107ZM122 157H124V156H122ZM134 157H135V155H134ZM138 157H139V156H138ZM143 157H146V156L144 155ZM150 157H151V159L156 158V157H152V156H151V152H150ZM219 157H220V155H219ZM232 157H233V156H232ZM241 157H242V156H241ZM247 157H250L249 159H250V162H251V161H252V158H251L252 156L249 154ZM22 158H23V157H22ZM45 158L47 159V157H45ZM54 158H55V157H54ZM66 158H65V159H66ZM111 158H112V157H111ZM111 158H110V159H111ZM179 158H181V157L179 156ZM179 158H178V159H179ZM197 158H199V157H197ZM197 158H196V159H197ZM212 158L214 159V157H212ZM242 158H243V157H242ZM11 159H12V158H11ZM34 159H36V158H34ZM34 159H33V160H34ZM38 159H39V158H38ZM43 159H44V158H43ZM57 159H58V158H57ZM59 159H60V158H59ZM80 159H81V157H80ZM84 159H85V158H84ZM90 159H91V158H90ZM99 159H101V158H99ZM125 159H126V158H125ZM125 159H124V160H125ZM136 159H137V158H136ZM148 159H149V158H147V161H148ZM151 159H150V160H151ZM168 159H170V158H168ZM168 159H167V160H168ZM178 159H177V162H178V161L182 162L180 159H179V160H178ZM181 159H182V158H181ZM185 159H186V158H185ZM199 159H200V158H199ZM199 159H197V160H199ZM206 159H208V158H206ZM233 159L236 160L237 158H233ZM255 159H254V161H256ZM260 159H261V158H260ZM8 160H9V159H8ZM50 160H51V159H50ZM55 160H56V159H55ZM73 160H74V159H73ZM75 160H76V159H75ZM78 160H79V159H78ZM91 160H92V159H91ZM91 160H90V161H91ZM101 160H102V159H101ZM108 160H109V158H108ZM200 160H201V159H200ZM220 160H221V159H220ZM222 160H223V159H222ZM234 160H232V162H234V163H232L233 165L230 163V161H228L229 163L227 162L228 165H229V164L231 165V167H230V169L232 168L231 171H232V170H234V171L237 170V173H238V172L240 173V171L243 172V171H244V168H242V165H240L241 163L239 162V164H238V165H240V167H241V168H240L239 166H236V161L238 162V160H236V161H234ZM243 160H244V159H243ZM22 161H23V159H22ZM24 161H25V160H24ZM26 161H27V160H26ZM35 161H36V160H35ZM35 161H34V162H35ZM56 161H57V160H56ZM58 161H60V160H58ZM58 161H57V162H58ZM61 161H63V159H62ZM67 161H68V160H67ZM80 161H82V163H84V160L81 159ZM97 161H98V160H97ZM97 161H96V162H97ZM105 161H106V160H105ZM155 161H157V160H154V162H155ZM163 161H164V160H163ZM173 161H175V160H173ZM206 161H208V160H206ZM216 161H217V163H216ZM216 161H215V159H214V160H213V163H214L215 167L217 168L220 164H218V162H219L218 159H216ZM260 161H262V160H259L258 162L256 161L255 163L259 164V167L264 166V165H263L264 163H263V164H260ZM4 162H5V160H4ZM11 162H12V161H11ZM46 162H47V161H46ZM63 162H64V161H63ZM65 162H66V161H65ZM88 162H89V159H88ZM122 162H123V161H122ZM140 162H141V161H140ZM148 162H149V161H148ZM154 162H153V163H154ZM159 162H160V161H159ZM159 162H156V163H158V165H161ZM168 162H169V161H168ZM177 162L175 163L176 166L173 164V168H174V169L172 168V165H171L170 167H171L173 170H175L174 173H176V174H174V176L176 175V178H177L178 175H181V176L184 178L185 176L182 175V174H179V173H181V172H180L179 169H177V167H179V165H180V167H181L182 169H183V167L181 166V163H180V162L178 163L179 165L177 164ZM195 162H196V160H195ZM223 162H224V161H223ZM242 162H245V163H246V161H242ZM263 162H264V159H263ZM2 163H3V162H2ZM9 163H10V161H9ZM25 163H26V162H25ZM27 163H29V162L27 161ZM38 163H39V162H38ZM79 163L82 165L81 162H79ZM104 163H105V162H104ZM106 163H107V162H106ZM106 163H105V164H106ZM112 163H113V162H112ZM119 163H120V161H119ZM144 163H145V162H144ZM156 163H154V164H156ZM161 163H162V162H161ZM166 163H167V161H166ZM173 163H174V162H173ZM200 163H202V162H198V161H197V164H196V165L199 164V169H200ZM213 163H212V161H211V165H212ZM219 163H220V162H219ZM251 163H252V162H251ZM261 163H262V162H261ZM0 164H1V163H0ZM12 164H13V163H12ZM23 164H24V163H23ZM34 164H35V163H34ZM46 164H47V163H46ZM53 164H54V163H53ZM57 164H59V163H57ZM61 164H62V163H61ZM63 164H64V163H63ZM88 164H89V163H88ZM90 164H91V162H90ZM92 164H93V163H92ZM100 164H102L101 166H103V165H104V164H103V161H101ZM146 164H147V163H146ZM154 164H153V165H154ZM170 164H172V163H170ZM194 164H195V163H194ZM206 164L209 165V163H207V162H206ZM217 164H218V165H217ZM222 164H223V163H222ZM242 164H243V163H242ZM35 165H36V164H35ZM39 165H40V164H39ZM85 165H86V164H85ZM96 165H97V164H96ZM96 165L93 164V166H96ZM130 165H131V164H130ZM136 165H137V164H136ZM151 165H152V163H151ZM151 165L149 164V165H145V166H144V169H145L146 166H147V167L149 166V169H147V167H146V170H149V173L147 172V173H148V176H149L150 172L152 171V169L150 170V168H151L150 166H151ZM165 165H166V164H165ZM177 165H178V166H177ZM182 165L184 166V163H183V162H182ZM204 165H205V164H204ZM204 165H201V166H204ZM248 165H249V164H248ZM3 166H4V165H3ZM27 166H28V165H27ZM30 166H31V165H30ZM62 166H63V165H62ZM82 166H83V165H82ZM98 166H99V164H98ZM142 166H143V164H142ZM142 166H141V167H142ZM154 166H155V165H154ZM154 166H152L153 169H154ZM156 166H157V164H156ZM156 166H155V171H156V172L154 171V174L156 173L155 176H156V175L158 176L160 173L163 172L164 169L162 170V168H163L162 166H160V167H161L160 169H159V167H158V169H157ZM174 166H175V167H174ZM233 166H234V167H233ZM5 167H6V165H5ZM11 167H12V166H11ZM25 167H26V166H25ZM34 167H35V166H34ZM42 167H44V165L41 166V168H42ZM47 167H48V166H47ZM53 167L56 168V165L53 166ZM86 167H87V166H86ZM88 167H89V166H88ZM88 167H87V168H88ZM115 167H116V166H115ZM141 167H140V168H141ZM164 167H165V166H164ZM204 167H205V166H204ZM204 167H203V170L205 169ZM220 167H221V166H220ZM235 167H236V168H235ZM243 167H245V165H243ZM247 167H248V166H247ZM252 167H253V166H251V168H252ZM257 167H258V165H257ZM84 168H85V167H83L82 170H84ZM93 168H94V167H93ZM100 168H102V167L99 166V170H100ZM103 168H104V167H103ZM116 168L118 169V171L120 170L118 167H116ZM188 168H187V169H188ZM207 168H209V167H207ZM211 168L213 169L214 166H212ZM225 168H226V167H225ZM234 168H235L236 170H235ZM239 168H240V170L238 171ZM251 168L249 167V169H251ZM4 169L7 170L6 168H4ZM4 169H2V170L0 169V170H1V171H0L1 176H4V175H2V173L5 174V175H6V173H7V171H6V173L2 172ZM20 169H21V168H20ZM44 169H45V167H44ZM44 169L42 168V170H44ZM80 169H81V168H80ZM80 169H79V170H80ZM176 169L179 170V172H176ZM182 169H181V171H182ZM196 169H195V170H196ZM217 169H220V168L218 167ZM217 169H213V170L216 171ZM221 169L224 170V168H221ZM221 169H220L219 173H221V171H222ZM245 169H246V168H245ZM254 169H255V168L252 169L253 172L255 171ZM263 169H264V168H263ZM35 170H36V169H35ZM38 170H39V169H38ZM106 170H108V169H106ZM134 170H135V169H134ZM157 170H158V171H157ZM161 170H162V172H159V171H161ZM165 170H166V169H165ZM170 170H171V169H170ZM191 170H192V169H191ZM195 170H194V171H195ZM227 170H228V169H227ZM247 170H248V169H247ZM247 170H246V171H247ZM256 170H257V169H256ZM259 170H260V169H259ZM11 171H12V170H11ZM55 171H56V170H55ZM108 171H109V170H108ZM142 171H143V168H142ZM205 171H206V170H204V172H205ZM231 171H230V172H231ZM248 171L250 172V170H248ZM248 171H247V172H248ZM8 172H9V171H8ZM83 172H85V170H84ZM86 172H87V170H86ZM104 172H105V171H104ZM119 172H120V171H119ZM125 172H126V170H125ZM158 172H159V173H158ZM171 172H172V171H171ZM191 172L195 174V172H193V171H191ZM198 172H199V170H198ZM204 172H202V173H204ZM217 172H218V171H217ZM227 172H228V171H227ZM230 172H229V173H230ZM244 172H245V171H244ZM249 172H248V174L250 175ZM253 172H251V174H252ZM260 172H261V171H260ZM20 173H21V172H20ZM20 173H19V174H20ZM53 173H54V172H53ZM58 173H59V172H58ZM88 173H90V172H88ZM107 173H108V172H107ZM117 173H118V172H117ZM117 173H116V174H117ZM145 173H146V172H145ZM147 173H146V175H147ZM152 173H153V171L151 172V174H152ZM164 173H165V172H164ZM182 173H183V172H182ZM185 173H186V172H185ZM192 173H191V176L193 175ZM209 173H211V172H209ZM214 173H215V172H214ZM224 173H225V172L223 171V177H225V176H224ZM237 173H236V174H237ZM9 174H10V173H9ZM11 174H12V178H13V174H14V173L11 172ZM44 174H45V173H44ZM80 174H81V173H80ZM151 174H150V175H151ZM165 174L168 175L167 172H166ZM217 174H218V173H217ZM217 174H216V175H217ZM221 174H222V173H221ZM226 174H227V173H226ZM231 174H232V173H231ZM231 174L229 175L230 177H231ZM240 174H241V173H240ZM243 174H244V173H242V175H243ZM246 174H247V173L245 172V175H246ZM253 174H255V172H254ZM253 174H252V175H253ZM20 175H21V174H20ZM39 175H40V174H39ZM45 175H46V174H45ZM90 175H91V173H90ZM94 175H95V174H94ZM98 175H99V174H98ZM98 175H97V176H98ZM108 175H110V174L108 173ZM160 175H161V174H160ZM210 175H213V172H212V174H210ZM216 175H215V176H216ZM232 175H233V174H232ZM242 175H241V177H242ZM245 175H244V178L246 179ZM263 175H264V174H263ZM6 176H8V175H6ZM6 176H4V178H6ZM41 176H42V175H41ZM43 176H44V175H43ZM48 176H49V175H48ZM79 176H81V175H79ZM105 176H106V173H105ZM151 176H153V175H151ZM151 176H150V177H151ZM157 176H156V178H158ZM162 176H165V175L162 174ZM181 176H179L180 179H181ZM186 176H187V174H186ZM208 176H209V175H208ZM208 176H207V177H208ZM218 176H219V175H218ZM233 176H235V174H234ZM253 176H254V175H253ZM253 176H252V177H253ZM23 177H24V176H23ZM44 177H45V176H44ZM44 177H43V178H44ZM85 177H86V176H85ZM95 177H96V176H95ZM153 177H154V176H153ZM153 177H151L150 180H151ZM167 177L169 178L170 176L168 175ZM199 177H200V176H199ZM230 177H226V180H227L228 178H230ZM241 177H240V178H241ZM247 177H248V176H247ZM16 178H18V177H16ZM30 178H31V177H30ZM45 178H46V177H45ZM83 178H84V177H82V178L80 177V179H83ZM96 178H99V177H96ZM148 178H149V177H148ZM156 178L154 177V179H156ZM161 178H162V177H161ZM164 178H166V177H164ZM164 178H163V179H164ZM168 178H166V179H168ZM179 178H177V179H179ZM213 178H214V177H213ZM213 178H212V179H213ZM215 178H216L215 180L218 181L217 176H216ZM220 178H221V177H220ZM233 178H234V177H233ZM237 178H239V177L237 176ZM240 178H239V179H240ZM244 178H242L243 181H244ZM1 179H2V178H1ZM25 179H26V178H25ZM65 179H66V178H65ZM101 179H102V178H101ZM101 179H100V181H101ZM163 179H162V180H163ZM166 179H165V180H166ZM186 179H187V178H186ZM186 179L184 178V180H186ZM221 179H222V178H221ZM221 179H220V180H221ZM231 179H232V177H231ZM234 179H235V178H234ZM248 179H249V178H248ZM9 180H10V179H9ZM18 180H19V179H18ZM22 180H23V179H22ZM84 180H85V179H84ZM86 180H87V179H86ZM92 180H93V179H92ZM157 180H159V179H157ZM165 180H164V181H165ZM182 180H183V179H182ZM220 180L218 181L219 184L216 183L217 181L214 182V183H216V184H215L216 186L220 185V187H218L217 189H220V188L223 189V186L221 187V185H222V183L225 184V180H224V182H222V181H220ZM237 180H238V179H237ZM11 181H12V180H11ZM15 181H17V180L15 179ZM89 181H91V179H90ZM152 181H154V180L152 179ZM152 181H151V182H152ZM160 181H161V180H160ZM160 181H159V182H160ZM167 181H168V180H166V182H167ZM171 181H172V179H171ZM177 181H178V180H177ZM238 181H239V180H238ZM91 182H92V181H91ZM197 182H198V181H197ZM205 182H206V181H205ZM211 182H212V181H211ZM241 182H242V181H241ZM246 182L248 183L249 181L247 180ZM246 182H245V183H246ZM152 183H153V182H152ZM161 183H162V182H161ZM168 183H169V181H168ZM170 183H171V182H170ZM180 183H181V182H180ZM203 183H204V181H203ZM220 183H221V184H220ZM227 183H228V180H227ZM242 183H244V182H242ZM258 183H259V182H258ZM150 184H151V183H150ZM154 184H156V183L154 182ZM162 184H163V183H162ZM209 184H210V182H209ZM212 184H213V183H212ZM235 184H236V183H235ZM124 185H125V184H124ZM126 185H127V184H126ZM191 185H192V184H191ZM215 185H214V187H213V185H211V188H210V189H211V190H214V189L216 188ZM246 185H247V184H246ZM246 185H245V186H246ZM26 186H27V185H26ZM55 186H56V185H55ZM57 186H58V185H57ZM57 186H56V187H57ZM60 186H61V185H60ZM128 186H129V185H128ZM128 186H127V187H128ZM240 186H241V185H240ZM240 186H239L238 189L241 190V189H242V186H241V188H240ZM69 187H70V186H69ZM75 187H77V186H75ZM90 187H91V186H90ZM227 187H228V184H227ZM233 187H234V186H233ZM249 187H250V186H249ZM249 187H248V188H249ZM252 187H253V186H252ZM62 188H63V187H62ZM212 188H213V189H212ZM41 189H42V188H41ZM126 189H127V188H126ZM129 189H130V187H129ZM200 189H201V188H200ZM221 189H220V191H218V190H217V191H218V192H221ZM260 189H261V188H260ZM58 190H59V189H58ZM71 190H72V189H71ZM75 190H76V189H75ZM75 190H74V188H73V192H74ZM211 190H210V191H211ZM215 190H216V189H215ZM244 190H246V189H244V187H243V191H244ZM261 190H262V189H261ZM19 191H20V190H19ZM200 191H201V190H200ZM223 191H224V190H223ZM226 191H227V190H226ZM226 191H225V192H226ZM241 191H242V190H241ZM243 191H242V192H243ZM68 192H69V191H68ZM71 192H72V191H71ZM71 192H70V193H71ZM76 192H77V191H76ZM79 192H80V191H79ZM197 192H199V191H197ZM202 192H203V191H202ZM238 192H239V191H238ZM203 193H204V192H203ZM211 193H212V195H215V193H213V192H211ZM211 193H209V195H211ZM250 193H252V192H250ZM50 194H51V193H50ZM68 194H69V193H68ZM72 194L74 195L75 193H72ZM198 194L200 195L201 193H198ZM225 194H226V193H225ZM252 194H253V193H252ZM259 194H260V193H259ZM79 195H80V194H79ZM93 195H94V194H93ZM22 196H23V195H22ZM194 196H195V195H194ZM205 196H206V194H205ZM216 196H217V195H216ZM249 196H250V195H249ZM253 196H254V195H253ZM253 196H251L250 198H252ZM255 196H256V195H255ZM64 197H66V196H64ZM75 197H76V196H75ZM201 197H202V196H201ZM235 197H236V196H235ZM25 198H26V196H25ZM197 198H198V197H197ZM26 199H28V198H26ZM66 199H67V197L65 198V200H66ZM73 199H74V198H73ZM214 199H215V198H214ZM54 200H55V199H54ZM56 200H57V199H56ZM56 200H55V201H56ZM194 200H195V199H194ZM195 201H196V200H195ZM62 202H63V201H62ZM73 202H74V200H73ZM79 202H80V201H79ZM86 202H87V201H86ZM92 202H93V201H92ZM260 202H261V201H260ZM16 204H17V203H16ZM50 204H51V203H50ZM60 204H61V203H59V206H60ZM93 204H94V203H93ZM254 204H256V202H254ZM37 205L39 206V204H37ZM44 205H47V204H44ZM62 205H64V204H62ZM62 205H61V206H62ZM95 205H96V204H95ZM261 205H262V204H261ZM20 206H21V205H20ZM78 206H79V205H77V207H78ZM140 206H143V205L141 204ZM140 206H139V207H140ZM253 206H254V205H253ZM63 207H64V206H63ZM80 207H81V206H80ZM98 207H99V206H98ZM137 207H138V205H137ZM192 207H193V206H192ZM242 207H243V206H242ZM245 207H247V206H245ZM248 207H249V206H248ZM45 208H48V209L50 208V209H52L53 207H52V208H51V207H45ZM78 208H79V207H78ZM78 208H77V210H78ZM88 208H89V207H88ZM88 208L85 209V210L88 211ZM92 208H93V207H92ZM163 208H164V207H163ZM165 208H166V207H165ZM165 208H164V210H165ZM237 208H238V207H237ZM250 208H251V207H250ZM253 208H254V207H253ZM255 208H256V207H255ZM258 208H259V207H258ZM6 209H7V208H6ZM19 209H20V207H19ZM22 209H23V208H22ZM40 209H41V208H40ZM50 209H49V211H50ZM79 209H80V208H79ZM139 209H140V208H139ZM142 209H143V207H142ZM144 209H147V208L144 207ZM144 209H143V210H144ZM149 209H150V208H149ZM151 209H154L153 211H156V210H155V207H153V208H151ZM151 209H150V210H151ZM176 209H177V208H176ZM183 209H184V208H183ZM244 209H245V208H244ZM246 209H247V208H246ZM260 209H261V208H260ZM42 210H43V209H42ZM42 210H41L40 213H42L43 215H45L46 213L49 214V211H46V213L44 214V213L42 212ZM45 210H46V209H45ZM53 210H54V209H53ZM59 210H60V209H59ZM65 210H66V209H65ZM93 210H94V209H93ZM95 210H96V209H95ZM108 210H109V209H108ZM108 210H106V211H108ZM134 210H137V208L134 209ZM143 210H140V212L138 211V212H139V213H138V216H139V214H140ZM160 210H161V209H160ZM16 211H17V210H16ZM29 211H30V210H29ZM31 211H32V209H31ZM31 211H30V213H31ZM38 211H39V210H38ZM56 211H57V210H56ZM68 211H71V210L69 209ZM89 211H90V210H89ZM103 211H104V210H103ZM151 211H152V210H151ZM151 211H149L150 213L147 211V213H149V214H147V213H146V210H145V213L147 214V217H148V216L152 217V215H150V214H152V213H153V215H154V212L151 213ZM247 211H248V210H247ZM251 211H252V210H251ZM259 211H261V210H259ZM4 212H5V211H4ZM7 212H8V211H7ZM20 212H21V211H20ZM44 212H45V211H44ZM52 212H53V211H52ZM66 212H67V210H66ZM83 212H84V211H83ZM96 212H97V211H96ZM98 212H99V211H98ZM110 212H111V211H110ZM115 212H116V211H115ZM130 212H131V211H129V214H130ZM135 212H136V211H135ZM180 212H181V211H180ZM218 212H219V211H218ZM227 212H229V211H226V213H227ZM233 212H234V211H233ZM235 212H237V210H236ZM238 212H239V211H238ZM22 213H23V212H22ZM50 213H51V211H50ZM53 213H54V212H53ZM59 213H60V212H59ZM91 213L93 214V212H91ZM107 213H108V212H107ZM113 213H114V212H113ZM117 213H118V212H117ZM160 213H161V212H160ZM210 213H211V212H210ZM241 213H242V212H241ZM241 213H240V214H241ZM252 213H253V212H252ZM256 213H257V212H256ZM35 214H36V213H35ZM47 214H46V216H47ZM76 214H78V213H76ZM81 214H82V213H81ZM87 214H89V213H87ZM87 214H86V215H87ZM95 214H96V213H95ZM103 214H104V213H102L101 215H103ZM118 214H119V213H118ZM127 214H128V213H127ZM127 214H126V215H127ZM132 214H133V212H132ZM132 214H131V215H132ZM141 214H142L143 216L146 215V214L144 215V211H143V213H141ZM141 214H140V215H141ZM157 214H158V212H157ZM166 214H167V211H166ZM166 214H165V215H166ZM213 214H214V213H213ZM227 214L229 215L230 213H227ZM231 214H232V212H231ZM236 214H237V213H236ZM245 214H246V213H245ZM249 214H250V213H249ZM258 214H259V213H258ZM263 214H264V213H263ZM1 215H2V214H1ZM31 215H32V214H30V218H31ZM57 215H58V214H57ZM57 215H56V216H57ZM60 215H61V213H60ZM82 215H83V214H82ZM84 215H85V214H84ZM84 215H83V216H84ZM105 215H106V214H105ZM105 215H104V216H105ZM107 215H108V214H107ZM110 215H111V213H110ZM131 215H130V217H131ZM215 215H216V214H215ZM223 215H225L224 218L226 219V217H227L226 214L224 213ZM233 215H234V216H233ZM233 215H232V217L234 218L236 215H235V213H234ZM238 215H239V214H238ZM241 215H242V214H241ZM254 215H255V214H254ZM254 215H252V216H254ZM260 215H261V214H260ZM14 216H15V215H14ZM18 216H19V215H18ZM32 216H33V215H32ZM50 216H51V214H50ZM69 216H70V215H69ZM76 216H78V215H75V218H76ZM83 216H82V217H83ZM111 216H113V215H111ZM111 216H110V217H111ZM114 216H115V214H114ZM155 216H156V214H155ZM216 216H217V215H216ZM230 216H231V215H230ZM230 216H228V217H230ZM246 216H247V214H246ZM248 216H249V215H248ZM52 217H53V216H52ZM61 217H62V216H61ZM66 217H68V216H66ZM116 217H120V215H118V216L116 215ZM116 217H115V218H116ZM124 217H125V216H124ZM128 217H129V215H128ZM128 217H127V218H128ZM132 217H134V216H132ZM136 217H137V216H136ZM140 217H141V216H140ZM150 217H149V218H150ZM159 217H161V215H160ZM164 217H166V216H164ZM206 217H207V216H206ZM217 217H219V215H218ZM220 217H221V216H220ZM222 217H223V216H222ZM232 217H231V220H232ZM238 217H240V216H238ZM241 217H242V216H241ZM255 217H256V216H255ZM30 218H29V220H30ZM36 218L38 219V216H37ZM36 218H35V219H36ZM45 218H46V217H45ZM55 218H56V217H55ZM87 218H88V216H87ZM106 218H107V217H106ZM125 218H126V217H125ZM137 218H138V217H137ZM215 218H216V217H215ZM235 218H237V216H236ZM249 218H250V217H249ZM27 219H28V218H27ZM31 219H32V218H31ZM35 219H34V220H35ZM50 219H52V218H50ZM56 219H57V218H56ZM81 219H82V218H81ZM81 219H80V220H81ZM83 219H84V218H83ZM83 219H82V220H83ZM113 219H114V218H113ZM116 219H117V221H118L119 218H116ZM122 219H123V217H122ZM122 219H121V220H122ZM130 219H131V218H130ZM138 219H139V218H138ZM143 219H144V217H143ZM222 219H223V218H221V220H220V218H219L218 221H219V222H220V221L222 222ZM225 219H224V221H225ZM227 219H229V218H227ZM237 219H240V222H241V220H242L243 218H237ZM237 219H236V220H237ZM246 219H247V217H246ZM0 220H1V219H0ZM19 220H20V219H19ZM34 220H32V221H34ZM40 220H41V219H40ZM80 220H79V221H80ZM84 220H85V219H84ZM86 220H87V219H86ZM91 220H92V219H91ZM93 220H94V219H93ZM134 220H135V219L133 218V222H134ZM147 220H148V219H145L144 221L147 222ZM149 220H150V219H149ZM159 220H160V219H159ZM159 220H158V221H159ZM162 220H163V219H162ZM164 220H165V219H164ZM210 220H212V219H210ZM234 220H235V219H233V221H234ZM243 220H244V219H243ZM243 220H242V221H243ZM250 220H251V218H250ZM250 220H249V222H248V223H249V225H248L249 227H250V223L253 222V221H255V219L252 218V221H250ZM4 221H5V220H4ZM9 221H10V220H9ZM12 221H14V220L12 219ZM56 221H57V220H56ZM69 221H70V220H69ZM87 221H88V220H87ZM97 221H98V220H97ZM123 221H124V220H123ZM127 221H129V219H128ZM144 221H143V222H144ZM153 221H154V220H153ZM201 221H202V220H201ZM208 221H209V220H208ZM208 221H207V223H208ZM212 221H213V220H212ZM228 221H229V220H228ZM233 221H229V222H233ZM247 221H248V220H247ZM247 221H245L244 224H246ZM1 222H2V221H1ZM58 222H59V221H58ZM60 222H61V221H60ZM67 222H68V221H67ZM67 222H66V223H67ZM72 222H73V221H72ZM93 222H94V221H93ZM115 222H116V221H115ZM125 222H126V221H125ZM125 222H123V223H125ZM131 222H132V221H131ZM131 222H130V223H131ZM133 222H132V223H133ZM135 222H136V221H135ZM146 222H144V223L146 224ZM154 222H155V221H154ZM156 222H157V221H156ZM156 222H155V223H156ZM159 222H160V221H159ZM159 222H158V224H159ZM163 222H164V221H163ZM163 222H162V223H163ZM195 222H196V221H195ZM213 222H215V221H213ZM221 222H220V225H222ZM238 222H239V220H238L237 222L235 221V223H238ZM240 222H239V223H240ZM257 222H258V221H257ZM257 222H256V223H257ZM260 222H262V220H261ZM39 223H40V221H39ZM53 223H54V222H53ZM63 223H64V222H63ZM75 223H76V222H75ZM90 223H91V222H90ZM110 223H111V222H110ZM110 223H109V224H110ZM136 223H138V222H136ZM144 223H142V224H143V227H144V225H145ZM155 223H153V224H155ZM254 223H255V222H254ZM254 223H253V224H254ZM262 223H263V222H262ZM30 224H31V223H30ZM41 224H42V223H41ZM49 224H50V223H49ZM54 224H55V223H54ZM67 224H68V223H67ZM79 224H80V223H79ZM81 224H84V223H81ZM91 224H92V223H91ZM121 224H122V222H121ZM133 224H134V223H133ZM158 224H157V225H158ZM196 224H197V223H196ZM201 224H202V223H201ZM215 224H216V223H215ZM225 224H227V222H226ZM228 224H229V223H228ZM228 224H227V225H228ZM263 224H264V223H263ZM5 225H6V224H5ZM84 225H88V224H84ZM100 225H101V223H100ZM111 225H112V224H111ZM128 225H129V224H128ZM147 225H148V223H147ZM206 225H207V224H206ZM206 225H205V226H206ZM216 225H217V224H216ZM227 225H226V226H227ZM233 225H234V224H233ZM237 225L239 226V224H237ZM240 225H241V223H240ZM30 226H31V225H30ZM40 226H41V225H40ZM50 226H52V225H50ZM61 226H62V225H61ZM71 226H72V225H71ZM71 226H70V227H71ZM80 226H81V225H80ZM89 226H90V224H89ZM89 226H87V227H89ZM102 226H105V225L103 224ZM126 226H127V225H126ZM130 226H131V225H130ZM138 226H140L139 223H138ZM141 226H142V225H141ZM141 226H140V227H141ZM145 226H146V225H145ZM155 226H156V225H155ZM189 226H190V225H189ZM210 226H211V225H209V228H210ZM223 226H224V225H223ZM242 226H243V225H241V226H239V227L241 228ZM6 227H7V226H6ZM22 227H23V226H22ZM22 227H21V228H22ZM55 227H56V226H55ZM72 227H73V226H72ZM85 227H86V226H85ZM87 227H86V228H87ZM90 227L92 228V226H90ZM94 227H95V226H94ZM100 227H101V226H100ZM100 227H99V228H100ZM158 227H159V225H158ZM158 227H157L156 229H158ZM161 227H162V224H161ZM161 227H160V230H161ZM167 227H168V224H167ZM199 227H201V225H200ZM207 227H208V225H207ZM211 227H215V226H211ZM239 227H238V228H239ZM253 227H254V226H253ZM2 228H3V227H2ZM4 228H5V227H4ZM21 228H20V229H21ZM24 228H25V226H24ZM38 228H39V227H38ZM43 228H45V227H43ZM91 228H90V229H91ZM113 228H115V227H113ZM131 228H132V227H131ZM133 228L135 229L136 227H133ZM145 228H146V227H145ZM152 228L154 229L153 225H152ZM189 228H190V227H189ZM189 228H188V229H189ZM191 228H192V227H191ZM191 228L189 229L190 231H191ZM203 228H205V227L203 226ZM234 228H235V226H234ZM236 228H237V227H236ZM238 228H237V229H238ZM35 229H36V228H35ZM49 229H50V228H49ZM55 229L57 230V228H55ZM55 229H54V230H55ZM63 229H64V228H63ZM65 229H66V228H65ZM73 229H74V228H73ZM87 229H88V228H87ZM87 229H86V230H87ZM90 229L86 231V233H89L88 236H87L88 238H87L86 236H85L86 239L79 238V239H81V240H79V242L84 243L83 240H84V241L86 240L85 242L88 241V244H89V243L91 244V242H93V241H91L92 239H91V235H90V234L92 233V235H94V233H95L96 230H95L94 228H92V229L95 230V231H91V232H89ZM96 229H97V231H98L97 226H96ZM100 229H101V230H104L105 228H100ZM141 229H142V227H141ZM146 229H147V228H146ZM185 229H186V228H185ZM199 229H200V228H199ZM207 229H208V228H207ZM210 229H211V228H210ZM210 229H208V231H209ZM213 229H214V230H213ZM213 229H212L211 231H212V232H213V231L216 232V231H215V228H213ZM224 229H225V226H224ZM247 229H249V228H247ZM256 229H258V228H256ZM261 229L264 230V227L261 228ZM2 230H3V229H2ZM44 230H45V229H44ZM67 230H68V229H67ZM67 230H66V231H67ZM69 230H72V228L69 229ZM84 230H85V229H84ZM106 230H107L106 232H108V233L111 232L110 229H107V228H106ZM108 230H110V232H109ZM151 230H152V229H151ZM163 230H164V228H163ZM192 230H193V229H192ZM216 230H217V229H216ZM226 230H227V229H226ZM242 230H243V231H241V229H240L239 231H241L242 233H244L245 229H242ZM24 231H25V230H24ZM27 231H28V230H26V232H27ZM35 231H36V230H35ZM47 231H49V230H47ZM63 231H65V230H63ZM74 231H75V230H74ZM80 231H81V230H80ZM104 231H105V230H104ZM124 231H126V230H124ZM182 231H183V229H182ZM187 231H188V230H187ZM190 231H189V232H190ZM195 231H196V230H195ZM203 231H204V230H203ZM218 231H219V230H218ZM218 231H217V232H218ZM224 231H225V230H224ZM249 231H251V230H249ZM249 231H248V233H249ZM257 231H258V230H257ZM4 232H5V231H4ZM39 232H40V231H39ZM41 232H43V231H41ZM56 232L58 233V231H56ZM56 232L54 231L53 234L55 235ZM93 232H94V233H93ZM98 232H101V235L104 234V235L102 236V238L105 239V238L107 237V236L105 237L106 232H103V231H100V230H99ZM98 232H96V233H97V237L100 238L101 235L98 234ZM115 232H116V231H115ZM136 232H137V233H138V232L141 233V231H136ZM143 232H144V231H143ZM150 232H151V231H150ZM150 232H149V233H150ZM166 232H167V231H166ZM199 232H200V234H201V233L203 234V235L201 234L202 236L199 235L201 238L198 237V236H196V238H197V237L200 238V239H199L200 242H199L198 239H196V240L194 239L196 234H195L194 237H193V234L191 235V233H189V236L191 235V236L193 237L194 242L198 240L199 243H202V242H201V241H202L201 239L204 237V233H205V232H202V229H200ZM212 232H211V233H212ZM219 232H220V231H219ZM226 232H227V231H226ZM229 232H230V231H229ZM258 232H259V231H258ZM2 233H3V232H2ZM12 233H13V232H12ZM30 233H31V232H30ZM35 233H37V232H34V235H33L34 237H36V236H35ZM46 233H47V232H46ZM63 233H64V232H63ZM75 233H77V231H75ZM82 233H83V231H82ZM102 233H103V234H102ZM133 233H134V232H133ZM144 233H145V232H144ZM144 233H143V234H144ZM151 233H152V232H151ZM151 233H150V234H151ZM167 233H168V232H167ZM184 233H185V230H184ZM224 233H225V232H224ZM253 233H254V232H253ZM253 233H251V234L253 235ZM260 233H261V232H260ZM14 234H15V233H14ZM16 234H17V233H16ZM43 234H44V233H43ZM53 234L50 232V235L48 236V238H50L51 241H50L48 238H46V239L49 240V243H52V241H53L54 238H55V237L53 238V236H54ZM69 234H71V233H69ZM77 234H78V233H77ZM83 234H84V233H83ZM116 234H117V233H116ZM116 234H115V233L113 234V231H112V235H111V234H109V235H111V237H112L113 235H116ZM131 234H132V233H131ZM154 234H155V232H154ZM161 234H162V233H161ZM161 234L159 233V236H158L159 239H158V238H156V239L160 240V237H162ZM198 234H199V233H198ZM212 234H213V233H212ZM218 234H219V233H218ZM28 235H29V233H28ZM41 235H42V234H41ZM44 235H45V234H44ZM44 235H42V236L44 237ZM47 235H48V234H47ZM51 235H53V236H52L53 239L51 238ZM64 235H65V234H64ZM71 235H72V234H71ZM84 235H86V234H84ZM84 235H83V236H84ZM89 235H90V236H89ZM118 235H119V237H118ZM121 235H122V234H121ZM121 235H120V234H117L116 236H113L112 238L115 237L116 240L118 241V239L121 237ZM123 235H124V237H121V239H122V238H127V237L125 236V234H123ZM123 235H122V236H123ZM138 235H139V234H138ZM144 235H146V234H144ZM151 235H152V234H151ZM156 235H157V234H156ZM160 235H161V236H160ZM165 235H166V234H165ZM180 235H181V234H180ZM207 235H208V233H207ZM230 235H231V233H230ZM246 235H247V233H246ZM246 235H244V236L246 237ZM252 235H251V236H252ZM23 236H25V234H24ZM132 236H133V235H132ZM185 236H187V234H186ZM191 236H190V239H191V240L188 239V237H186V238L189 240V242L192 241ZM256 236H257V235H256ZM261 236H262V234H261ZM7 237H9V236H7ZM14 237H15V236H14ZM64 237H65V236H64ZM78 237H79V236H78ZM94 237H95V236H94ZM97 237H95V239H96ZM133 237H134V236H133ZM136 237H137V236H136ZM144 237L147 238V236H144ZM154 237H156V236H154ZM170 237H171V236H170ZM178 237H179V236H178ZM56 238H58V239H57V241H56V239H55V241H56V243L59 245V242H58V240H59V238H60V237H59V234H58V236H57V234H56ZM98 238H97V240H98ZM109 238H110V236H109ZM115 238H114V239H115ZM117 238H118V239H117ZM139 238H141V237L139 236ZM183 238H184V234H183ZM183 238L180 237V239H182L181 241H183ZM186 238H185V239H186ZM209 238H210V237H209ZM249 238H250V237H249ZM251 238H253V237H251ZM256 238H257V237H256ZM262 238H263V237H262ZM34 239H35V238H34ZM36 239H37V238H36ZM62 239H63V234H62ZM87 239H88V240H87ZM93 239H94V238H93ZM114 239H113V240H114ZM121 239H119L120 241H118L119 244H118V242H117L118 245H120V243H121L120 246H122V240H121ZM187 239H186V241H188ZM203 239H204V238H203ZM207 239H208V238H207ZM39 240H40V239H39ZM39 240H37V241H39ZM100 240H101V239H100ZM129 240H130V239L127 240V243L129 242ZM136 240H137V239H136ZM140 240H141V239H140ZM146 240H147V239H146ZM148 240H149V239H148ZM163 240H164V239H163ZM242 240H243V239H242ZM251 240H252V239H251ZM253 240H255V239H253ZM258 240H259V239H258ZM258 240H257V241H258ZM31 241H32V240H31ZM35 241H36V240H35ZM45 241H46V240H45ZM59 241H60V240H59ZM89 241H90V242H89ZM110 241H111V238H110ZM123 241H124V240H123ZM125 241H126V240H125ZM131 241H132V240H131ZM142 241H145V239L142 240ZM164 241H166V240H164ZM167 241H168V240H167ZM206 241H207V240H206ZM246 241L248 242V239H247ZM39 242H40V241H39ZM43 242H44V241L42 240V242H41L42 244H40V243H39V244H40V245H43ZM60 242H61V241H60ZM66 242H67V241H66ZM73 242L75 243V237H74V239H73ZM79 242H76L77 247H74V244H72L73 246H72L71 244H70V246H67V248L69 247V248L67 249L68 251L66 250L67 253L64 254V251H63V253L61 252L62 257H63V259L66 261V263L68 262V257H71V256H72L73 259H74L75 254L72 255V252H74V251L77 250V249H76V250H73V251L69 252V250L71 249L70 247L72 246L73 248H78V245L80 244ZM100 242H101V241H100ZM107 242H109V241H107ZM111 242H112V241H111ZM111 242H109V243H111ZM161 242H162V240H161ZM194 242H192V244H194ZM237 242H238V241H237ZM247 242H245V243H247ZM251 242H253V241H251ZM30 243H32V242H30ZM47 243H48V242H47ZM47 243L44 244V245L47 246ZM49 243H48V244H49ZM96 243H97V242H96ZM103 243H104V242H103ZM109 243H108V245H112V246H111V248H109L108 245H106V247H104V248H107V251H106L107 254H105L106 256H105V255H104V256L107 257V258H109V260H111V256H112V255L115 257V255H116L115 253H116V252H117V256H118L119 254H118V250H117V251H113V252H112V255H110V257H109L108 254H110V250H108V249L114 250L115 247L117 246V245L114 246L116 243H115V244L113 243L114 245H113L112 243H111V244H109ZM125 243H126V242H125ZM137 243H138V242H137ZM141 243H142V242H141ZM145 243H146V242H145ZM147 243H149V242H147ZM147 243H146L145 246H143L144 248H148ZM150 243H151V242H150ZM164 243H166V242H164ZM183 243H184V241H183ZM195 243H196V242H195ZM199 243H198V245H200L199 247L203 246V245H201V244H199ZM207 243H208V242H207ZM233 243H234V242H233ZM28 244H29V243H28ZM61 244L63 245L62 242H61ZM88 244H87V243H86V245L83 244L85 247L79 245V248H80V249H79V248H78V249H79L80 251L78 250L79 253L76 252V254H81V250H82V251H83V250L85 251V248H86V246L88 247ZM92 244H93V243H92ZM184 244H185V243H184ZM186 244H187V243H186ZM190 244H191V243H190ZM239 244H240V242H239ZM250 244H252V248H253V243H250ZM29 245H30V244H29ZM32 245L35 247V243H34V244L32 243ZM36 245L38 246V248H37V246H36L35 248L39 249V250H37V249H36V250H37L38 252L40 251V254H35V255H39V256H41V257L45 255V257H46V255H48V254H45V253H44L43 250H45V248L43 249V247H40V245H38V244H36ZM51 245H52V244H51ZM65 245H68V244H65ZM139 245H141V244H139ZM143 245H144V244H143ZM196 245H197V244H196ZM245 245H246V244H245ZM263 245H264V244H263ZM30 246H31V245H30ZM53 246H54V244H53ZM53 246H52V247H53ZM90 246H91V245H90ZM90 246H89V247H90ZM92 246H93V245H92ZM92 246H91V248H93ZM98 246H99V244H97V246L94 245V248H98ZM103 246H104V245H103ZM107 246H108V247H107ZM113 246H114V247H113ZM120 246H117V247H120ZM221 246H222V245H220V247H221ZM223 246H224V245H223ZM259 246H260V245H259ZM259 246H258V247H259ZM31 247H32V246H31ZM31 247H29V248H31ZM81 247H83L84 249L81 248ZM89 247H88V249L86 248V250H88V252H89V250H90ZM112 247H113V248H112ZM124 247H125V244H124V246L122 247V249H123ZM141 247H142V245H141ZM141 247H140V249H141ZM195 247H196V246H194V248H195ZM205 247H206V246H205ZM220 247H219V249H220ZM234 247H235V246H234ZM234 247H233V249H234ZM238 247H239V246H238ZM258 247H257L256 250H259V252H260V249H259ZM35 248H34V249H35ZM47 248L50 250L49 247H47ZM53 248H55V247H53ZM58 248H59V247H58ZM99 248H100V247H99ZM133 248H134V246H133ZM206 248H207V247H206ZM206 248H205V249H206ZM208 248H209V247H208ZM208 248H207V249H208ZM255 248H256V247H255ZM4 249H6V248H4ZM48 249H46L47 252H49ZM116 249H118V248H116ZM116 249H115V250H116ZM119 249H120V248H119ZM122 249H121L119 252H121ZM203 249H204V248H203ZM209 249H212V248L210 247ZM214 249H215V248H214ZM235 249H237V248H235ZM262 249H263V248H262ZM8 250H9V248H8ZM20 250H21V249H20ZM56 250H58V249H56ZM93 250H95V249H93ZM93 250L90 251V255H91V252H92V253L95 252V251L93 252ZM97 250L99 251V249H97ZM126 250H128V249L126 248ZM130 250H131V248H130ZM144 250H145V249H144ZM249 250H250V249L246 250V252H247V251H248V252H251V251H249ZM253 250H254V249H253ZM5 251H6V250H5ZM66 251H65V252H66ZM84 251L82 252L81 255H79V257L82 258V255H83V256H86L85 259L87 260V253H88V252H86V251L84 252ZM98 251H96V252L98 253ZM101 251H102V250H101V248H100V251H99V252H101ZM140 251H141V250H139L138 252H140ZM206 251H207V250H206ZM220 251H221V250H220ZM222 251H224V250H222ZM227 251H230V250H227ZM235 251H236V250H235ZM238 251H239V248H238ZM42 252L44 253V255H42ZM51 252H52V254H53L54 250H53V251H50V255H51ZM68 252H69V255H70V256L67 257ZM102 252H103V251H102ZM102 252H101V253H102ZM128 252H129V251H128ZM132 252H133V251H132ZM142 252H143V249H142ZM142 252H141V253H142ZM207 252H209L210 254H211V253L214 254L213 252H211V250H209V251H207ZM214 252H215V251H214ZM224 252H225V251H224ZM239 252H240V251H239ZM254 252H255L256 254H254V253L251 252V253H249V254H250L249 256H250V257L252 256L253 258L251 257V259L255 260V257H254V256L256 255L257 258H258V259H256V262H257V260H259V258L261 257V254L258 253V251H257V252L254 251ZM263 252H264V250H263ZM18 253H19V252H18ZM34 253H35V252H34ZM36 253H37V252H36ZM84 253H86V254L84 255ZM123 253H124L125 256H126V251L123 252ZM141 253H139V255H140ZM1 254H2V253H1ZM5 254H6V253H5ZM5 254H4V255H5ZM24 254H25V253H24ZM54 254H55V253H54ZM56 254H57V252H56ZM95 254H96V253H95ZM99 254H100V253H99ZM103 254H104V253H103ZM121 254H122V252H121ZM121 254H120V255H121ZM131 254H132V253H131ZM135 254H136V252H135ZM212 254H211V255H212ZM230 254H231V252H230ZM234 254H236V253H234ZM253 254H254V255H253ZM6 255H7V254H6ZM64 255H66L65 257H66L67 259L64 258ZM92 255H93V256H97V255H94V254H92ZM107 255H108V256H107ZM120 255H119V257H120ZM122 255H123V254H122ZM122 255H121V256H122ZM139 255H138V258H139V257L141 258V255H140V256H139ZM225 255H226V254H225ZM240 255H241V254H240ZM240 255H239V256H240ZM246 255H247V254H246ZM259 255H260V257H259ZM263 255H264V254H263ZM117 256H116L115 258H116L117 261H118ZM230 256H231V255H230ZM9 257H11V256L9 255ZM16 257H17V256H16ZM45 257H43V258H45ZM47 257H49V256H47ZM56 257H57V256H56ZM77 257H78V255H77ZM101 257H102V255H101ZM232 257H233V256H232ZM19 258H20V257H19ZM19 258H18V259H19ZM54 258H55V257H54ZM58 258H59V256H58ZM75 258H76V256H75ZM93 258H94V257H93ZM98 258H99V257H98ZM98 258H97V260H98ZM107 258H106V259H107ZM123 258H124V255H123ZM248 258H249V257H248ZM12 259H13V258H12ZM12 259H11V260H12ZM37 259L40 260V258H37ZM56 259H57V258H56ZM71 259H72V258H71ZM77 259H80V258H77ZM94 259L96 260V258H94ZM100 259H101V258H100ZM112 259H113V258H112ZM243 259H244V258H243ZM251 259H250V260H251ZM47 260H48V259H47ZM52 260H53V259H52ZM57 260H58V262L61 261V260H59V259H57ZM97 260H96V261H97ZM109 260H108V261H109ZM236 260H237V259H236ZM253 260H252L251 262H253ZM263 260H264V259H263ZM263 260L260 258V261H263ZM65 261H64V263H65ZM71 261H72V260H71ZM74 261H75V262H74ZM74 261H73V263H74V264H77L78 261H80V260H77V263H76V259H75ZM81 261L84 262V260H82V259H81ZM87 261H88V260H87ZM232 261H233V260H232ZM0 262H1V260H0ZM11 262H12V261H11ZM18 262H19V261H17V263H18ZM21 262H22V261H21ZM24 262H25V261H24ZM39 262H40V261H39ZM46 262H47V261H46ZM46 262L44 261V263H42V264H47ZM58 262H57V264H58ZM114 262H115V261H114ZM195 262H196V261H195ZM233 262H234V261H233ZM235 262H236V261H235ZM246 262H247V261H246ZM249 262H250V261H249ZM15 263H16V262H15ZM25 263H26V262H25ZM25 263H24V264H25ZM52 263H53V262H52ZM69 263H70V262H69ZM73 263H72V264H73ZM79 263H80V262H79ZM110 263H112V261H111ZM116 263H118V262H116ZM27 264H28V263H27ZM32 264H33V263H32ZM39 264H40V263H39ZM53 264H56V262L53 263ZM112 264H113V263H112ZM251 264H252V263H251Z\"/></svg>",
	"mask_w": 264,
	"mask_h": 264
}]
</instances>
